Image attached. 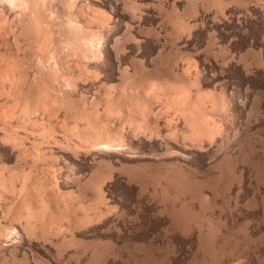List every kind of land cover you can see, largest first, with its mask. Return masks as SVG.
Here are the masks:
<instances>
[{"label":"bare ground","instance_id":"obj_1","mask_svg":"<svg viewBox=\"0 0 264 264\" xmlns=\"http://www.w3.org/2000/svg\"><path fill=\"white\" fill-rule=\"evenodd\" d=\"M11 1H14V0H11ZM20 1L21 2L23 1V3H25V4H28V2H29V4L31 3L30 5L28 4L27 6H31V5L33 6L34 5V0H33V4L31 2L32 0H30V1L20 0ZM20 1H17V3H19ZM25 1H27V2H25ZM41 1L42 0H40V4H41ZM48 1H46V6H47V2H48V4H49L48 9L51 10L50 7H52V6H50V5L53 4L52 3L53 0L52 1L48 0ZM66 1H69V4ZM72 1L73 0H71V5H70V0H65L64 3H63V0L62 1L59 0V2L61 4L63 3L62 5L67 3L71 8L73 6ZM94 1L98 2L100 6L101 5L106 6V5H104V3L107 2V0H94ZM122 1L124 2V0H122ZM159 1H161V0H159ZM10 2H9V4H10ZM43 2H42V5L45 6V4H44L45 2L44 3ZM136 2H138V1L136 0ZM174 2H173L174 5L172 3L171 4L173 5L174 9L176 8L175 10H177V8L179 11H180V9H182L184 11H188L187 14L190 11H192V12L195 11V12H197L196 13L197 15H200L202 12H203L202 14L204 15L205 12H207V14H208V12L210 10H211L210 12H212L213 11L212 9H214V12L211 13V16H212V18H214L213 20H214L215 25L218 29L217 30L218 36L220 38H223V40H224V41L222 40L224 45L222 44V46L220 48L218 47L219 51L216 52L214 50L218 54H215L213 52L214 55L219 57V58L216 56L213 57L214 59L218 58L219 60L217 59L214 61L212 59L214 69H211V71L209 70L208 67L213 68L211 66L212 61H211V59H210V61L206 60V58H205V60L201 58L197 61L194 59V61L196 63L191 58L190 59L191 61L189 60V62L193 61L192 63H194V65H195V66H193L191 63H188V60H187L188 58L183 56L185 53L181 51L182 49L180 51L183 53V55L181 54L180 51H179L180 54L177 52V50H179V48H178L177 50L173 51L174 54L178 53L179 55L183 56L184 61L187 60L184 63L187 62V64H189V65L191 64L190 68L193 66L191 69V71L193 70L192 71L193 73H191L189 71L190 68H188V65H185V67L187 66V68H185V69H187V70L189 69L188 71H186L182 65H179V66H182L184 71H186L187 73L189 72V73L193 74L192 78L190 77V80H188L187 78L191 74H189V73L187 74L186 72H184L185 76L187 75V77H185V76L184 77L188 81H190V82H187V80L185 79L184 82L186 81L187 83H191V84L184 83L183 80L181 79L183 76L182 77L179 76L180 73L183 74L182 73L183 69H181V68L179 70L177 69L178 71L176 70L177 72H175L174 67H177V66H175L174 64L178 65L179 63H182L181 60H183V57L180 56L182 59L179 58V60L181 62H179V60L177 58L178 57L177 54L175 55V56H177L176 57L177 59H175L173 57L174 58V59L172 58L173 61H171V59H170V61H168L169 59L164 61V58L158 57L160 59L161 64L159 63L160 64L159 65L158 63H156L159 61V59H156V60H158V61L154 60L156 65H153L154 62H152L153 63L152 65L155 67H157V66L159 67V66L163 65L164 68H165V65H167L166 67L171 66L172 69L174 68L175 75L171 71L172 69L170 67H169V69H171V70H169V71L171 72V74H173L174 77L172 75H169L168 73H166L165 69H163V67H160V68H162L161 70H164V71H159L158 69H156V72H155V76L157 77L156 79L154 78L155 76L153 78H150V76H148L149 78L146 77L148 80L147 81L145 80V81L149 82L150 79H152L154 82H156V84H158L157 86H159V87L161 86L160 88H162L163 83H161V85H159L160 82H164L163 79L167 80V77L169 78L170 76H172L171 78H173V80H171L170 82L172 83V81H173V83L171 84L169 82V84L172 85V88L170 90V86H169L170 91L167 90L166 88L168 87L167 85H169V84L168 83L166 84L164 82V85H163L164 87L162 88V90H160L158 92H153V90L148 91V87H147L148 85H151V86H149V90H151L152 87L153 88L156 87V86H152V85H155V83H153V81L151 80L150 84L146 83L147 84V86L145 85L146 88L143 87V90L147 89L144 91V93L147 91H148L147 93L152 92L149 95L146 93L143 94L142 91H140L142 93H140L139 91H136L140 88L137 85H140L142 82L140 80H135V81L133 80V82L135 84V86H134L133 82L131 81L132 79L137 78V76H134V75H136L134 73H137L135 71L134 73H131L135 78L131 79V77H133V76L130 75V72L131 71L133 72L134 68L132 70H128L124 73L121 72L123 70L122 69V70H120V72L123 74L122 75L117 74V75H119L120 77H123L124 74L126 75V73L128 72L127 73L128 75H126L128 80L126 78L125 79L128 82H131V84H129V83L127 84V81L124 80V77L123 78L118 77L120 79V81H122V79L125 81V83L123 81V83H124L123 87H121L123 84V83L121 84V82L117 84L118 87L125 88V85L127 84L126 88L125 89H119L117 86L116 87L111 86V89H114V88L117 89L118 88V90L115 89V91H118V93H122V96L124 97V96H126V94L130 93L131 89L133 88L134 92H133V90H132V92L135 96L136 95L137 96L136 97L133 96V94H131L132 93L131 92L130 93L131 95L128 94L129 96L127 95L126 97L131 96V98L133 100L135 98L136 99L133 101L130 98H128L131 101H129V100L127 101L126 100L127 98L124 97L125 99L124 98L123 99L125 101H127V102L124 101L125 102L124 103L123 99H119L122 96L120 95L121 97H119L118 96L119 94H117V92H113L114 90L113 91L108 90L109 95L111 94L110 95L111 97L113 95L112 98L108 95V92H106L107 95H106V93H105V95H106V97H108L110 99H113L114 97H116L115 99L119 100V102H120V100L123 102L124 108L122 111H124V112L122 113V111H121V113H122V115H121L120 111H118L119 117L121 116L120 119H122V117H123V122H121L122 120H120V122H118V123H121L120 125H122V128L124 125L128 124L129 127H127L125 129L126 135L123 132L124 128L123 129L120 128V125L116 122L117 121L116 119H118L119 117L115 116V115H118L117 114L118 112L116 110H118V109L120 110V108L123 106V105H121V102H120V105H121L120 106L119 104H117V102H118L117 100L113 99V101H111L108 98H106L103 101L104 102L107 101L109 103L112 102V104L110 105L107 102H106V104L103 103L104 105L107 106V107L105 106L106 110H104L103 106L102 107L100 106L103 110L101 112L98 110L99 112H97V113H102V114H100V117H105L106 114L111 115V113L116 111L114 113L115 115L112 114L113 116L112 115L111 116L116 117V119L113 118V120H116L115 123H117L118 126L116 124H112V123H110V124L114 125V126L116 125L115 128L116 127L118 129L120 128V130H117V131L119 133L121 132L120 134H122V132H123V134L125 135L124 137H123V135L120 136V134L116 131L120 138H116L117 134L115 135L116 137H114L115 139L113 138L115 130L117 128L116 129L114 128V130H112L114 132L108 131L110 129L107 130L108 132H112L111 134H113V136L111 134H109V136L105 135L104 133L107 131L105 130V128L103 129V125H104L103 123H107V122L102 123V121H103L102 119H104L105 121H109V120L108 119L106 120L105 119L106 117L97 120V117H99V114H98V116L95 118L97 120V122L95 121L96 123H92L94 121L93 120L94 118L91 116L95 115L94 112L97 110V108L95 109V111L93 108L92 111H94V112L91 111L93 113V115L90 112L89 108H88L89 113H87L88 110H84L85 113H83L82 109L84 107H87V105H89V103L85 102L87 105L83 104L84 107L81 106L82 107L80 110V111H82L81 114H84L83 116H85L86 113H87V115L89 114L88 116L93 118L92 119L93 121L88 120L89 117H87V115L85 117H82L80 114V116L82 117L81 119L84 118L85 121L86 120L90 121L89 123L87 121L86 122L84 121L85 124L82 126V129H84V128H85V130L87 129V131H85V133L87 132L86 134H88L90 131L92 132L95 128L93 133H95V135H97V136L100 135L101 130H105V131H103L104 132L103 134L101 133V135L102 136L105 135V137L107 136L106 140H105V137H102L101 135L98 137L93 136L94 134L92 135L91 132L89 133L90 135L88 134L89 136L88 135L82 136L83 138L80 140L78 138L75 139L74 137H77V136L80 137L83 133L80 132L81 129L80 130L78 129V128H80V126L76 128L75 126H77V124L72 125L73 128H75V130L77 129V131H79L80 134L81 133L82 134L80 135L76 131L78 135L74 136V135H76V132H74L75 130L73 128H70L73 131L68 129L67 131L65 130V133H67L69 131V134H70V131H71V134L74 137L69 135L70 137H68V138H70V139L74 138L75 140H73V142L76 140H79V142H77L78 146L80 144V147L82 146L83 149H81L80 147L78 148V146H77L76 147V149L78 148L77 150L75 148H73V150H76V151H70V150H68V148H70V146H72L73 143L72 144L68 143L71 145L67 146V145H65V143H62L63 141L60 142L59 141L60 138H59L57 140V143L60 142V144H59L60 146L62 143L65 147H68V148H66L67 150L66 149L64 150V148H63L64 146H62L63 149L58 146L59 147L58 153L60 154L59 155V161H58V156H56V155H55V157H57V158L54 159V161L52 159V158H55L51 155V153L53 154L52 151H54V150L48 151V154L50 152V156H48L45 149H43V151L45 150L44 152H46V153H44L45 155L43 154V156H42V154L39 155L40 152L36 150L37 153L35 152V154L38 155V159H36L37 162H38L40 156H42L43 160H41V158H40V161H43L45 164V160H47L46 161L47 167L52 168V165H53L52 171L48 168L49 169L48 171H50V172H48V174L46 173L43 175L44 172H42V170H40V172L42 173L41 174L39 172V174L41 176V177L39 176L40 178H38V173H35L34 170L39 171V169L41 167L40 166L37 167V165H36L37 169H35V168L33 169L34 166H31V165L34 163L33 162L30 163L31 161L29 160L30 162L28 161L29 163H27V164L28 165L31 164L30 165L31 167L28 168V166H27V168H28L27 169L24 166L27 160L25 162H23V160H25V158L29 159L30 157L26 156L24 158V155H23L24 153L22 154L19 152V154H18V151H17V153H16L17 156L20 154L21 155L18 157L17 156L14 157V160L17 161V162L15 161L16 162L15 165H17L16 167L19 168L22 164H24L22 166H24L25 168L24 169L19 168L17 171L14 167V169L16 170L15 172H17L16 173L17 178H15V180L13 178V175L15 174V172H14V174L13 173L11 174L12 175V182L10 181L11 182L10 183L8 181L11 185L7 184L8 182H6V183L4 182V181L8 180L7 179L8 176L7 177L4 176L6 171L4 173L3 172L4 170H2L4 175L0 171L1 172L0 176L3 175L4 178H6V180H0V185H2L4 183L8 185L7 186L8 191H7V188L5 187L6 185L1 186V189H2V187H4L3 188L4 190L2 189V193L4 191L11 193V195L8 194L9 197L8 196H6V197L11 198V200H12V201H10V202H12V205L10 203V204H8V207H6L7 206L6 204L9 201H7V203L5 205L3 204L4 207H2L0 205V207H2V210L4 211L3 213L2 212L1 213L4 214V216H5L6 215L5 212H7V215H9L10 214L9 213V207L16 208V211L14 208H13L14 210L11 209V211L13 210L12 212L14 214H10L11 217L13 216L12 218H14V220H15L14 225L12 224L13 226H9L10 228L8 226H6L8 228H6L4 226L2 229H0V246H1V249H3V252L4 251L7 252L8 256L10 257V258L4 257L5 261L2 264H264V0H178V1H174ZM55 3L59 4L56 1H55ZM156 3L157 2H155V4ZM1 4H3V3H1ZM37 4H35V5H37ZM61 4L57 5L58 9H59V6L61 7ZM67 4L64 6H68ZM159 4L161 5V2ZM12 5H14V4H12ZM74 5H76V2L74 3ZM92 5H91V7H92ZM131 5H133V3H131ZM141 5L143 6L142 3H141ZM163 5H165L164 2H163ZM3 6H4V4H3ZM20 6L23 7V5H20ZM37 6H35V7H37ZM44 6H42V7H44ZM55 6H53V7H55ZM96 6H98V5H96ZM127 6H128V4H127ZM127 6H125V7L127 8ZM137 6H138V11H139V4L136 5V7ZM153 6H155V5H153ZM153 6H152V8H153ZM4 7L0 10H3ZM33 7L30 10H32V12H33V10L35 9L34 10L35 14H33L31 16H35V17H38L37 15L41 16V14L38 12L39 8L38 7L33 8ZM39 7H41V6H39ZM68 7L65 10L69 12L70 10H68V9L70 7L69 8ZM74 7H73V10L75 9ZM87 7H88V4H87ZM93 7H92L93 11H91V14H93V16H94V13H92V12H95L96 10L101 11L102 7L101 8L100 7H96V8L94 7L93 8ZM9 8H10V6H9ZM9 8L6 7L5 10L9 9ZM45 8L48 11L47 7H45ZM63 8H65V7H63ZM85 8H84V10H85ZM89 8H90V5H89ZM161 8H163V7H160V10H162ZM173 8L171 10H173ZM21 9H23V8H21ZM40 9H41L40 12L44 11V9L43 10H42V8H40ZM58 9H56V10H58ZM129 9H131V8H129ZM132 9H133V6H132ZM30 10H29V12H31ZM56 10H54V11H56ZM73 10H72V12H74ZM90 10H91V8H90ZM102 10H103V8H102ZM122 10H125V9L122 8ZM3 11L0 12V18L3 16V14H2ZM26 11H27V8H26ZM62 11H64V10L62 9ZM81 11H82V9H81ZM179 11L176 12V14L179 13ZM14 12H15V9H14ZM44 12L42 14H44ZM49 12H51V11H49ZM58 12H59V10H58ZM97 12L99 13V11H97ZM97 12L95 14H98ZM101 12L99 13V15L101 14V16L99 17L100 19H101V17H103V15H102L103 12L102 13ZM122 12L123 11H121V14H122ZM133 12H135V11H133ZM136 12H135V14H136ZM162 12H164V11H162ZM170 12L172 13V11H169V14L171 16L172 14ZM198 12H199V14H198ZM51 13H49V14L51 15ZM55 13L53 12V14H55ZM183 13H184L183 16L186 17V15H187L186 12H183ZM1 14H2V16H1ZM53 14L51 15V17L55 16ZM82 14H84V13L82 12ZM91 14H90L91 18L86 19L89 22H87L85 20V22H87V23L82 22L84 25L81 23L83 25V27L85 26V24L89 26V24L92 21L94 22V17H96V15L92 18ZM118 14H120V12ZM169 14H167V15H169ZM179 14H181V12ZM179 14H178V16H176V17H178V19L180 18ZM46 15H44V19L42 17H40V19H42L40 21L44 22ZM68 15L70 16L71 14H68ZM85 16H87V15H85ZM116 16H117V14H116ZM160 16H158V17L160 18ZM183 16L181 17L182 18L181 22L185 21L183 19ZM207 16H210V14H208ZM18 17H20V16H18ZM35 17H33V18H35ZM81 17H83V16L81 15ZM106 17H109V15ZM111 17H113V15ZM139 17L137 16V18H139ZM161 17H163V16H161ZM164 17H165V15H164ZM188 17H186V18H188ZM2 18L4 20L5 17H2ZM2 18H1V21H3ZM6 18H9V17H6ZM55 18H56V16H55ZM61 18H59V19H61ZM69 18L71 19L73 17L70 16ZM103 18H105V17H103ZM103 18H102V23L104 25L105 24L104 22H107L106 21L107 18L106 19H103ZM47 19H48V17H46V20ZM66 19L68 20V18H66ZM74 19H75V15H74L73 21L70 20L69 22H71V21L75 22L76 20L78 21V19H75V21H74ZM90 19H92V21H90ZM123 19H122V22H123ZM134 19H135V17H134ZM163 19L165 22V18H163ZM168 19H169V17L167 16L166 21L170 22L171 18L169 20ZM175 19L176 18H174V21H177V19L176 20ZM192 19H193V16H192ZM192 19H191V21H192ZM36 20H39V19L36 18ZM49 20L51 21V18H49ZM49 20H47V22ZM171 20H172V22H170L171 23L170 27L171 26L174 27L173 19H171ZM21 21H23V20H21ZM52 21L49 23L52 24ZM56 21L57 20H55V23H56ZM60 21H62V19L59 20L58 22H60ZM200 21H201V19L196 18V20L193 21L196 25L195 24L190 25V23H189L188 26L186 25V23H185V26H184V23H182L183 26L177 27V28H180V31L177 30V32L179 31L180 35H181V32H183L182 34L187 33L189 38H191L192 36H190V35H194V33H195L194 30L196 28H194V27L195 26L199 27L198 22H200ZM32 22L34 23V21H32ZM47 22H46V24L48 26L49 23H47ZM58 22H57V26H58ZM72 22L69 24L65 23V27L68 25L67 30L71 27L72 31L71 30H68V31L69 32L71 31L72 35L69 34L67 30H66L67 34H65L66 33L65 30H63L65 33L62 32L63 35L64 34L67 36L71 35L72 40H70L71 37H69L70 39H68V37L66 36L69 41H66V42H68V44L65 43L66 45H64L63 42L65 39L64 40L60 39L62 41V44L65 46L66 50L67 51L71 50L73 52L77 49L76 50L77 55H79V56H80V54H79L80 50H84L85 53L84 52L83 53L85 55L89 54V57L91 55L90 59H92V57H94V56H95L94 59H96L97 57L101 58L100 56H102V52H104V51H102L101 55H100L99 49H97L95 51L94 48H91L92 46H96L95 43L97 44V43L102 42L101 39L103 37L102 36L100 37L99 34L97 33V31L98 32H100V31L97 30V28H96L95 31H92L94 33L91 32L92 33L91 34L84 27L85 30L88 32V34H86V31L83 30L84 28L82 26H80V24L78 22L77 23L76 22L72 23ZM95 22L98 23L97 21H95ZM179 22H180V19H179ZM167 23H165V25H167ZM201 23H202V21H201ZM0 24H2L0 26V29H1L0 37L3 40L2 42L10 39V37H14V39H15V35H17L16 37H18L19 33L18 34H15V33H17L19 30L17 31V28L16 29L14 28V26H16V25H14V22L12 23L11 20L7 19L4 22H0ZM40 24H41V22H39V21H38V23L36 22V24H35V26L37 25L36 26L37 29L39 28L38 30H35L36 28L34 29V27H32V24H31V26L30 25L29 26L34 29L33 30L34 32L39 31V30L41 31V28L42 29L45 27L47 28V26H44L43 24L41 27ZM51 24H50V26H51ZM92 24H90L89 28L92 27ZM94 24H93V26H94ZM98 24H100V23H98ZM98 24H97V26H98ZM177 24H178V22H177ZM69 25H70V27H69ZM100 25H99L100 27H104L102 24H100ZM119 25H121L120 22H119ZM168 25H169V23H168ZM203 25H204V23H203ZM207 25H211V23L210 24L208 23ZM215 25H213V26L215 27ZM22 26H24V25H22ZM33 26H34V24H33ZM54 26H56V25H54ZM74 26L76 28V31H74L75 29H72V27H74ZM77 26H79L80 29ZM114 26H116V25H114ZM189 26H191V27H189ZM192 26L194 29L192 28ZM25 27H27V26H25ZM121 27H119V28H121ZM173 27H172V29H174L176 27V25L174 28ZM54 28H57V27H54ZM81 28H83L82 29L83 31H81ZM145 28L147 29L148 26H146ZM14 29L17 32H15ZM98 29H99V27H98ZM22 30L23 31H21V32L26 31L24 29H22ZM27 30H30V29L28 28ZM43 30L44 31L46 30L45 33H43L45 35L43 36V34H40V35L35 36L37 38V41H39V39L44 37L42 39H44L43 40L44 42L46 41V45H47V42H48V45L50 43L52 44V41L49 42V40L51 39L50 38L51 36L50 37L47 36V39L45 37L46 35L52 34V32H50V31L47 32V30H49V27L47 29H43ZM54 30L57 31V29H54ZM107 30L108 29H106V31ZM142 30H143V28H142ZM259 30L261 31V33L263 32V35L259 32ZM31 31H29L30 34H31ZM56 31H53V33L56 34ZM89 31H90V29H89ZM146 31H145V33H146ZM154 31H156V30H154ZM159 31H158V33L160 34V32L163 30L161 29V31L160 32ZM21 32H20V34H21ZM37 33L39 34V32H37ZM40 33H42V31ZM48 33H51V34H48ZM128 33H130V35L132 36L131 32H128ZM128 33H127V35H129ZM151 33H152V31L150 32V34ZM208 33H210V32H208ZM220 33H222L221 34L222 36H220ZM257 33H259L261 35V36L260 35L259 36H260V39L261 38L263 39L262 42L259 39H258L259 41H257V38H256L258 36ZM23 34L25 35V33H23ZM30 34H29V36H30ZM62 34H60V35H62ZM100 34H102V33H100ZM108 34H106V35H108ZM134 34H136V33H134ZM155 34H157V33H155ZM169 34H170L169 36H171L172 32ZM204 34L206 35V33H204ZM142 35H144V34H142ZM151 35H154V34H151ZM167 35H168V33H167ZM161 36L159 35V37H161ZM210 36H211V33H210ZM22 37H25V36L21 35L18 38L22 39ZM30 37L33 38V36H30ZM38 37H40V38H38ZM58 37H63V36L58 35ZM73 37L76 38V40H77L75 43L74 42L72 43V41H74ZM133 37H134V35L132 36V38ZM172 37L175 39L174 35ZM48 38H49V40H48ZM53 38L55 39V37H53ZM99 38H101V39H99ZM107 38H108V36H107ZM181 38H182V36H181ZM25 39L26 38H24V41H26ZM27 39H29V38H27ZM42 39L39 42L35 41L36 44L37 43L40 44V45L37 44L38 45L37 49H39V48L42 49V47L45 48L46 52H44L45 50L42 49L44 53H47L48 48L51 49V51L53 50V53H51V51L48 50V53L50 52V54H46L47 56L49 55L48 58L53 59L55 55L57 56V53H59V54L62 53L61 50L64 47L62 44H59V43L56 44L57 41L56 40L54 41V39H53V42H55L54 47L52 46L53 48H50L51 44L49 45L50 47L43 46L45 43L42 41ZM118 39H119V41H121L120 38H118ZM118 39L116 38L115 40H118ZM146 39H147V36H146ZM33 40H36V39H33ZM57 40H58V38H57ZM60 40L58 42L61 43ZM98 40L100 42H98ZM108 40H110V39H108ZM138 40H139V38L137 39V41ZM153 40H151V42ZM184 40L186 41L185 38H184ZM189 40H192V39H189ZM201 40H202V38H201ZM218 40H220V39L217 38V40H216L217 43H218ZM31 41H32V39H31ZM31 41H29V42L27 41L28 43L27 42L26 43L31 44L30 43ZM41 41L44 44L42 43V45H41V43H40ZM132 41L136 42L135 39H132ZM166 41L169 42L170 39L169 40L167 39ZM166 41L164 43H167ZM172 41L175 42V40H173V39H172ZM177 41H179V40L177 39ZM206 41L208 42V38L206 39ZM17 42L19 43L18 40H17ZM171 42H169L167 44H170ZM209 42H211V41H209ZM209 42H208V44H210V47L206 48L207 46L205 47L203 45L204 48H206V49L210 48L209 52L213 51V47H215V49L217 50L216 46H219V45L215 46L214 43H212L213 45H211V43H209ZM256 42L261 43V44L259 45ZM13 43L15 45L17 44L16 42H13ZM79 43H82L83 46H80L81 44L79 45ZM105 43H104V45H105ZM119 43L120 42L116 41V44H119ZM58 44L60 45V47L62 45V47L59 48V50L61 49L60 52L59 51L57 52L58 49H56V48H58L57 47ZM114 44H115V42H114ZM124 44H123V46H124ZM256 44L258 46L255 48L254 46H256ZM11 45H12V43H11ZM97 45H99V44H97ZM106 45L108 46V44H106ZM175 45H176V42H175L174 46ZM20 46L22 47V45H19V48H20ZM31 46H29L27 48H30ZM107 46H106V48H107ZM117 46L121 50V48L119 47L120 45H117ZM117 46L113 45V47H117ZM211 46H212V48H211ZM11 47H10V49H11ZM81 47H84V48H81ZM96 47L103 49L100 46H96ZM103 47H105V46H103ZM177 47H179V45ZM185 47H187V46H185ZM253 47L256 50L253 49ZM54 48L56 49V51H54ZM90 48L93 51H90ZM111 48H112V46H111ZM37 49L35 47V51ZM119 49L116 50V48H114L113 50L118 51ZM140 49H142V48H140ZM162 49H160V50H162ZM189 49H190V47H189ZM27 50L29 51V49H27ZM30 50H31V52H33L32 49H30ZM98 50H99V54H97ZM104 50H107V49H104ZM195 50L197 51V49H195ZM65 51H63V52H65ZM71 51L69 52V54L71 53ZM76 51L73 54L71 53L73 57L76 55L75 54ZM108 51H105V54L106 53H107V55H108V53L110 54V49ZM200 51H202V50H200ZM10 52H8V54ZM23 52L26 53V51H24V50H23ZM54 52L55 53L57 52V53L55 54ZM121 52H122V50H121ZM173 52H170V55L168 54L170 56V58H171V56H174L171 54ZM209 52H208V54H209ZM117 53H120V51H118ZM167 53H165V54L167 55ZM196 53L197 52H195V55L197 56ZM32 54L34 55V53H32ZM32 54H31V56H32ZM37 54H38V51H37ZM39 54H41V56L45 55L42 53V51H41V53L39 51ZM51 54L52 55L55 54V55L52 56ZM67 54L68 53H66V55ZM189 54H190V52H189ZM1 55L6 57V55H4V53ZM10 55H11V53H10ZM12 55H14V54H12ZM85 55H83V56H85ZM110 55H111V59H112V54H110ZM116 55H118V54H115V56ZM161 55L162 54H160L158 56H161ZM190 55H189V58H190ZM204 55L207 56L205 53H204ZM211 55H213V54H211ZM211 55H209V56L211 57ZM29 56L30 55H28V57ZM37 56H39V55H37ZM56 56H55V58H54L55 60L53 62H52V59H50L51 63L54 64V62L57 59H59V57L57 56L58 57L57 58ZM87 56L88 55H86V57ZM8 57L11 58V56H8ZM86 57H85V59H86ZM165 57H167V56H165ZM19 58H18V60L16 59L17 62L19 60H21ZM24 58H26V57H24ZM31 58H30V60H31ZM41 58L43 59V61L45 63L47 61H49L48 58H47V60L44 59V58H46V56L41 57ZM99 58H97V59H99ZM105 58H106V56H105ZM114 58H116V57H114ZM117 58H119V57H117ZM185 58H187V59H185ZM207 58H209V57H207ZM7 59H4V61H2L3 67H4L3 62H5V60H7ZM35 59L37 60L38 58H35ZM66 59L64 58L65 61H63V63L66 62ZM79 59H77V60H79ZM128 59H130V58H128ZM16 60L15 61L13 60L11 62L10 61L6 62L8 64L9 63L11 64V66L9 65L10 68L8 67V64H6V66L4 68L3 67L0 68V75L2 74L1 73L2 71H3V73L6 74V75L4 74L6 77H4L3 75L0 76L1 77L0 80L2 82H3L2 79L5 78L4 79L5 83L13 85L14 81H16L17 79H18L17 81L22 82V80L23 79L25 80V77H27V76L24 77V75H27L28 70H26V72H25L26 74L25 73L22 74V72H20L22 75V78L20 77L21 75H19V76H17V78H15V76L17 74H19V73H17L18 72L17 68L19 66H23L22 64L25 63V61H23V58H22L21 61L23 63L22 62L20 63V61H19L20 65L18 66L19 63H17ZM75 60H76V58H75ZM80 60H82V58ZM80 60H79V62L78 61L77 62L80 63ZM86 60L84 62H86ZM138 60H140V59H138ZM58 61L55 62L54 66H56V65L58 66L60 63H61L60 65L63 64L62 61H60V62H58ZM105 61L107 63V60H105ZM152 61H153V58H152ZM12 62L17 63V65H15V64L12 65L13 64ZM39 62H41V64L43 63L42 66L45 65L44 62H42V61H39ZM68 62L71 65V62H73V61H71V62L68 61ZM90 62H92V60ZM30 63L27 62L25 64H28V66H29ZM81 63H82V61H81ZM92 63H94V62H92ZM109 63L111 65L112 61H110ZM117 63H118V61H117ZM126 63H124V64H126ZM140 63H142L144 66L145 62L143 63V61H141ZM38 64L36 62V65H38ZM50 64L48 63V65H46V67H48V66L50 67ZM114 64H116V63H114ZM130 64H131L130 65L131 67H136V66L138 67V65L132 66L134 63L132 64L131 61H130ZM207 64H208V67H207ZM63 65H64V68H66V69H64L63 67L62 68L57 67V66L56 67H57V69L58 68H60L62 70L64 69V71L67 70L68 64L66 63ZM139 65L141 66V64H139ZM172 65H174V67ZM26 66L27 65H25V67ZM54 66L52 67V65H51L52 69H50V70L48 69L49 71L47 70L49 73L47 72L48 74L44 75L45 77L50 76V71H51L52 77H54L57 74V72H55V71L54 72L56 74L54 75V73H53V70L56 68V67L54 68ZM74 66H75V64L71 67V70L76 69L77 66L75 67V69L73 68ZM91 66L92 67L96 66V64H93V65L91 64ZM130 66H127V68H129ZM145 66H148V65H145ZM7 67L9 69L12 68L11 71L10 70L7 71L8 70ZM29 67H32V66H29ZM89 67H90V65H89ZM137 67L135 68V70H137ZM150 67L151 66H149V68ZM19 68H22V67H19ZM96 68H97V66H96ZM113 68H115V66ZM127 68H126V70H127ZM193 68H195V69H193ZM5 69H7L6 72H5ZM79 69H80V67H79ZM81 69L82 70L85 69V72H87V71L89 72V70L86 69V67L81 68ZM95 69L93 68L91 71H93V70L95 71ZM39 70H41V69H39ZM62 70H59V69L57 70L59 72L58 73L59 75L63 74ZM142 70H140V71L142 72ZM154 70H153V72H154ZM41 71L43 72V69ZM68 71L69 70H67V72ZM91 71L89 72L90 74L86 73V77H87V75H91ZM96 71H98V69H96ZM146 71L147 70H145V72L143 74H145ZM149 71H150V73H149V75H150L152 73L151 68ZM8 72H10L11 76H10V74H7ZM31 72L29 71V73H31ZM72 72L74 73V71H72ZM79 72L81 73L80 70H79ZM99 72H100V70H99ZM99 72H96V73L98 74ZM159 72H161V73L165 72L166 74H164V73H162V74H164V75L168 74V75H167V77L163 76L165 78H163L161 81H159V80H157L158 77H159V79H160V76L162 78V74L159 75L160 74ZM80 73H79V75H80ZM96 73H94V75ZM138 73H140V72H138ZM156 73H159V74H156ZM194 73H195V76H194ZM65 74H66V72H65ZM30 75H29V77L31 78ZM63 75H60V76L64 77L65 75L64 76ZM92 75H93V72H92ZM106 75H107V73H106ZM129 75L131 76L130 78L128 77ZM12 76L16 80L15 79L11 80V78H9ZM81 76H85V74H83V75L81 74ZM100 76L104 77L105 75L104 76L100 75ZM144 76H146V75H144ZM18 77H20L22 80H19L20 78H18ZM106 77H108V75ZM8 78H9V81H8ZM42 78L43 77L41 76V79ZM57 78H55V79H57ZM68 78H70V77H68ZM68 78H67V80H68ZM33 79H35V77ZM43 79L45 80V78H43ZM72 79L73 78H71V81H72ZM108 79H110V78H108ZM129 79H131V80H129ZM137 79H142V78H137ZM143 79H144V77H143ZM177 79H181L180 80L181 84H180L179 80L177 82ZM10 80L13 83H9ZM51 80H52L51 82H53L54 79H51ZM89 80H90V78H89ZM169 80H167V81H169ZM31 81H29V83ZM37 81H39V80H37ZM47 81H48V79L46 80V82ZM75 81H77V80L75 79ZM40 82H42V80H40ZM40 82L38 83L39 85H40ZM64 82L65 81H63V83ZM85 82H86V80H85ZM108 82H110V80ZM112 82H114V80ZM117 82H118V80H117ZM136 82H137V85H136ZM139 82H140V84H139ZM182 82L186 86L184 84H182ZM18 83L19 82H17V84ZM26 83H27V81H26ZM69 83H70V80H69ZM144 83L145 82L143 81L142 86L144 85ZM174 83H176V84H174ZM178 83L180 85H182L184 88L180 87V90H179L176 87ZM22 84H20V85L22 86ZM38 84H36V85H38ZM57 84H59V83H57ZM67 84L65 83L64 85L67 86ZM83 84H85V83H83ZM173 84L176 86H173ZM3 85H5L4 82H3ZM55 85L56 84H54V86ZM64 85L62 84V86H64ZM102 85H103V83H102ZM105 85H107V84H105ZM129 85H132V87H130L131 88L130 92H127L129 90L128 89ZM190 85H191V87H189ZM5 86H7V84ZM16 86H19V85H16ZM16 86L15 87L10 86L8 88L9 90L7 89V91H9V93H10L11 88L12 89L15 88L16 91H17V89H18V91L21 90V88L19 89ZM45 86H47V84H45ZM52 86L53 85L51 83V84H48V86L45 88H47L48 91H50V90L54 89V88L52 89ZM187 86H188V88H187ZM49 87L51 88L50 90H49ZM60 87H61V85H60ZM72 87H73V85H72ZM135 87H136V90H135ZM0 88H4V87H1V83H0ZM22 88L25 89L24 87H22ZM63 88L66 89V87H63ZM108 88L110 89L109 86H108ZM156 88H154V91H157ZM160 88H158V89H160ZM173 88H175V91L172 90ZM12 89H11V92L13 94ZM32 89L34 90V92L38 93V91H39L41 94V91L38 88H37L38 91H36L35 88H32ZM32 89L29 88L28 91H24V92H26V93L32 92L33 91ZM41 89H43V88H41ZM92 89H93V87H92ZM177 89H178V91H177ZM70 90H71V86H70ZM121 90L123 92H121ZM0 91L2 92L3 89L2 90L0 89ZM4 91L6 92L5 88H4ZM45 91L47 92V90H45ZM63 91H64V89H63ZM67 91L68 90H66L65 92H67ZM92 91H94V90H92ZM106 91H107V89H106ZM3 92L1 93L2 96L4 95ZM42 92L46 93L44 91H42ZM110 92H113L116 96H114V94H112ZM135 92H137V94H135ZM14 93H16V92L14 91ZM54 93H55V95H57L59 92L58 93L54 92ZM124 93H126V94L123 95ZM18 94L20 97L21 93H18ZM28 94H27V97H29ZM32 94H34V93H32ZM70 94H73V92ZM7 95H6V97H8L9 95L11 96V94H9L8 96ZM35 95H36V93H35ZM37 95H36V97H38V99H40L41 97H39ZM47 95H48V93H47ZM66 95L67 94L65 93V96ZM85 95H84V97H85ZM10 96H9V100H10ZM31 96L32 95H30L29 98H32V100H34V101L36 100V102H40V100L37 101V99H34ZM103 96H104V94H103ZM6 97H4V98L7 100L8 98H6ZM24 97H26V96H24ZM45 97H46V95H45ZM133 97H135V98H133ZM22 98H23V96H22ZM98 98H99V96H98ZM102 98H105V97H102ZM13 99L14 98H12V101L18 100V99H14V100ZM57 99H59V98H57ZM63 99H60V101ZM24 100H27V99L23 98L22 101H24ZM29 100L30 99L27 100L28 101L27 104L29 103ZM42 100H45V101H41V102H44V103L46 101L48 102L47 98L43 97ZM54 100H55V97H54ZM69 100L66 102L69 103ZM22 101L20 100V102H22ZM70 101H73V100H70ZM79 101L81 103V100H79ZM103 101H100V102H103ZM115 101H117V102L115 103ZM47 102L45 103V106L43 105L44 103L43 104L40 103V105L41 106L43 105V108L45 107V109H42V107L38 108L37 105H36L37 107L35 106V108L42 109L44 111L46 110L48 112L49 108H47V105H49L50 102H48V103ZM57 102H59V100ZM156 102L158 103V105L155 106L154 103H156ZM17 103H19V101ZM32 103H34V102L33 101L31 102V106H32ZM22 104H21V107L24 105H27V104H25V102H24V105H22ZM63 104L65 105V103H63ZM79 104L77 102V106ZM2 105H3V102H2ZM59 105H61V103ZM96 105L98 106V104H96ZM116 105H118V106H116ZM3 106L5 109L7 105L5 106V104H4ZM3 106H1V107L3 108ZM8 106H12V107L15 106L14 107L15 109L11 110L10 109L11 107L10 108L8 107L10 109V111H12V112L14 111L13 112L14 114H12V112H10V111H7V112H9V114L11 113V115H8L6 110L5 111L3 110L4 114H5V112L7 114V115L5 114L6 117L3 116L4 114L1 115L2 113L0 112V117L2 118L0 120H3L2 123H4V126H5L4 121H6L5 119L7 118V116H9L8 117L9 121L11 120L10 116H12V120L10 122L7 120L6 123L7 122L8 123L6 125H8V124L10 125L11 122L15 123V120H17V119H18L17 122L20 119V121L21 122L23 121L25 124L26 119H28V118L33 119L36 116V115H31L32 113H34V114L37 113V115H38V113L41 112V110L38 111L37 109L35 110V108L30 109L29 106H26V107L27 108L29 107L30 111L34 109L35 112L29 111L30 112L29 114H28V111H27V113L23 112V111H26L29 109H27L24 106L25 110H23V107H22L21 110H23V111H21L20 110V108H21L20 103L19 104L13 103V105H8ZM51 106H49L50 107L49 112L51 111ZM108 106H110L112 109L109 108ZM112 106H114L115 108H113ZM57 107L59 108V106H57ZM57 107H55V108H57ZM2 108H0V109H2ZM60 108H59V110H60ZM62 108L65 109L63 106H62ZM75 108H77V107H75ZM170 108H173L172 109V110H174L173 114H171L170 111L169 112L167 111V110H171ZM16 109H18L19 111L17 110L18 112H15ZM63 109H62V111H63ZM69 109H72V108H69ZM98 109H99V107H98ZM110 109H111V111L113 109H115V110L109 113L108 111ZM66 110H68V109H66ZM73 110L76 113L78 112V111H76L77 109L73 108ZM0 111H2V110H0ZM55 111L50 112L51 114H49V112H48V114H49L48 118L50 116H52V117H50V119H48L49 121H52V122L55 121L54 119L53 120L51 119V118L55 117V115H53L55 113ZM104 111H107L108 113L107 112L104 113ZM161 111H166V113H170L171 115L168 114L169 115L168 116L166 114L167 118H165V119H168V117H169V119L165 120V122L162 121L163 123L160 124V122H158V121L156 122L155 121L156 119L154 120V118H156V116L158 115L157 113L160 112L159 114H161L162 113ZM42 112L39 114L40 116L43 115ZM45 112H43L44 115H45ZM15 113H17V114H15ZM18 113L23 114L22 117H24V118H21V116L19 118ZM67 113L69 114V112H67ZM103 113L105 116H101V115H103ZM57 114H58V110H57ZM123 114H124V116H123ZM61 115L62 114H60V116ZM160 116H162V117L165 116L164 112H163V115H160ZM16 117H17V119H16ZM25 117H26V119H25ZM66 117L69 118L68 116H66ZM76 117H78V116H75L74 118H76ZM13 118H14V120H13ZM91 118H89V119H91ZM159 118L157 116V120ZM31 119H29L30 121L29 120L28 121L32 122ZM48 120H45V121H48ZM58 120H60V119H58ZM73 120L74 119H71V121H73ZM99 120H100L101 126H102V127H100L101 128L100 130L96 127V125H98L100 123ZM28 121L26 120V123ZM35 121H34V123H36ZM67 121H69V119ZM23 122H22V124H23ZM52 122H51V124H53ZM76 122H78V120H76ZM84 122L82 121V123H84ZM14 123H11V125ZM34 123H33V125L39 124V123H37V124H34ZM43 123H44V121H43ZM71 123H74V122H71ZM86 123H87L88 127H86ZM24 124L21 125L19 123V125L22 127H24L26 125V124L25 125ZM28 124H29V126H28ZM51 124H49V125L51 126ZM57 124H58V122H57ZM89 124H92V126H94L93 130H92L91 125H89ZM110 124H109V126H110ZM30 125L33 127V130L36 127L38 128V126H36V127L33 126L32 123H27V125H26L27 129H28V127L30 128ZM46 125H48V124H46ZM78 125H79V123H78ZM12 126L17 127V128H21L20 126L19 127L17 126V123H16V126L15 125H12ZM26 126H25V128H26ZM42 126H44V125L42 124ZM106 126H108V125H106ZM106 126H104V127H106ZM14 127H12V128H14ZM98 127H99V125H98ZM17 128H14V129H17ZM61 128H62V126H61ZM96 128L98 129V131ZM106 128H108V127H106ZM5 129H8V128H5ZM89 129H90V131L88 132ZM45 130H47V129H45ZM14 131H17V130H14ZM35 131L36 132H34V134L37 133V130H35ZM27 133L30 134L31 131H30V133L29 132H27ZM49 133L50 132L48 131V133H46V134L48 135ZM63 133H61V134H63ZM73 133H75V134H73ZM9 134L7 133V135H8L6 137L7 142H8V139H10L9 136L13 135L12 132H10ZM18 134H20V133H18ZM86 134H83V135H86ZM5 136L6 135H4V137ZM19 136L20 135H18V137L16 136L17 137L16 138L13 135V137H14L13 141L14 142L13 141L12 142H13V145L15 147L19 145V144L15 145L18 143V141H16L15 139L18 140ZM52 136H53V134H52ZM90 136L92 139L90 138ZM85 137L87 139L89 137V139L86 140ZM108 137H111V139H108ZM25 138H26V136L24 137V139ZM0 140L2 141L1 137H0ZM10 140L8 143L11 144ZM42 141H40V142L42 143ZM69 141L70 140H68L67 142H69ZM40 142L38 144H40ZM23 143H25V142H23ZM54 143H56V142H54ZM74 143L77 145L76 142H74ZM2 144H3V146L7 145V144L4 145V143H2ZM38 144H37V147L40 146ZM46 145H44V146H46ZM22 146H24V145H22ZM55 146L57 147V145H55ZM50 147H51V145H50ZM9 148H11V146ZM16 148H15V150H16ZM23 148H25V146ZM33 148H35V146ZM52 148H53V145H52ZM13 149L10 151H8V150L7 151L10 152L14 156L15 150H13ZM35 149H37V148H35ZM70 149H72V148H70ZM31 150L28 152H32ZM24 151H26V150L24 149ZM55 152H57V150L54 151V154H55ZM32 153H34V152H32ZM32 153H30L31 154V160L33 158L32 156L35 155V154L32 155ZM21 156L24 159H22ZM44 156H46V157L48 156L49 158L52 157V158H50V160L52 159L51 160L52 165H50L51 163L49 164L51 167L48 165V161H50V160L48 159V157H47V159H44V158H46ZM20 159H22V161ZM36 160L35 161L33 160L36 164L41 163L40 161H39V163H37ZM55 160L58 161L57 164L61 165V167L60 166L58 167V165L56 166ZM20 162H23V163H20ZM53 162L55 163V166L58 169L56 168V170H54L55 168H54ZM41 164L44 166V167L42 166L44 169L45 165L43 163H41ZM9 169H10V167H9ZM32 171H34V173L37 174L36 177L39 180L36 177H34V178L32 177V176H35V174L32 173ZM45 172H47V170H45ZM31 174H33V175L30 177L29 175H31ZM14 177H16V176H14ZM1 179H3V178L1 177ZM35 179H37V180H35ZM31 180H34V181H31ZM2 181H3V183H2ZM39 184L41 185V187ZM12 185H13V187H12ZM36 185H38V187H37L38 189L36 188ZM9 187H10V189H9ZM4 193H3L4 197L0 193L1 204H2V200L5 198L6 193L5 194ZM10 196H12V197H10ZM2 197H3V199L1 200ZM6 200H8V199H5V202H6ZM35 200H37L36 201V202H38L37 204L35 203ZM5 202H3V203H5ZM9 205H11V206H9ZM5 207L8 209V211H7V209H3ZM10 215H9V217H10ZM1 216H3V215H1ZM5 218H8V217L5 216ZM8 219H6V220H8ZM10 223H12V222H10ZM4 242H6V243H4ZM4 253L1 252L0 255L3 254V256H4ZM20 254H23V257L21 256L22 258L19 257ZM2 259L0 258V261H2ZM0 264H1V262H0Z\"/></svg>","mask_w":264,"mask_h":264},{"label":"rangeland","instance_id":"obj_2","mask_svg":"<svg viewBox=\"0 0 264 264\" xmlns=\"http://www.w3.org/2000/svg\"><path fill=\"white\" fill-rule=\"evenodd\" d=\"M3 1H4V2H3ZM3 1L0 0V9H2L5 5H6V6H5L4 9H3L4 11H3V10H0V12L3 11V12L5 13V14H4V13L2 12L3 16H2V14H1V16H2V17H5V18H4V20H3V18L1 17L3 21H1V18H0V22H4V21L7 20V19H8V20H11V22H12V23L14 22V25H16V26H14V28H15V29L17 28V31L19 30V31L17 32V31H15V29H14V31L17 32V33H15V34H18V33H19L18 37H20L21 35H22V36H25V37H22V39H23V40H22L21 38L16 37L17 35H15V39H16V40L14 39V37H10V39H8V40H6V41H4V42H2L3 40H2V38L0 37V51H1V52H0V61H1L0 64L2 65V61H4V59H7V58L9 59L10 57H8V56H11V58H10L9 60L7 59V60H5V62H3L4 67L6 66V64H8V63H6V62H8V61L11 62V61H13V60L15 61L16 59L18 60V58L20 57L19 59L22 60V58H23V61H25V63H27V62L30 63V62H31V63L29 64V66H32V67H29L28 64H25V63L22 64L24 67H25V65H27L25 68H24L23 66H19L20 63H21L22 61L19 60V61H20V63H19V61L17 62V60H16V62L19 63L18 66H19V67H22L23 69H22V68H19V67H18V68L16 67V68H17V71H18L17 73H19V74H17V75L15 76V78H17V76L21 75L20 72H22V74H24V73L26 72V70H28V73H29V71H30V72L32 71V72L29 73V74L27 73V75H24V77L27 76V77H25V80H24V79H23V80L21 79V78H22V75L20 76L21 78L18 77V78H20L19 80H22V82H21V81H17L18 79L16 80L15 78H13V76H12V77H9V78H11V80H12V79H15L17 82H19V83L17 84V82L13 80V81H14V84L11 85V84L5 83V81H4L5 78H4V77H6V76H5L6 74L3 73V71H2L3 69L1 70V71H2L1 73H2V74H1L0 76H2V75L4 76V77H3L4 79H2V80H3V82H4L5 85L7 84V86L3 85V82L0 80L1 87H4L5 90H6V92L4 91V88H0V89H1V90L3 89L4 92H3V91H2V92H3L4 95H5V94H6V95H7V94H8V95L11 94V96L9 95V96H10V100H9V96H8V95H7L8 97H6V95H5V96H4V95L2 96V94H1L2 92L0 91V92H1V93H0V95H1V96H0V97H1V98H0V99H1V100H0V105H1V106H3L4 104H5V106L7 105V106H6L7 109H6V108L4 109V106H3V108L0 106V108H2V109H0V110H2V111H0V112L2 113L1 115L4 114V111H5V110H6V112H7V111H10V109H11V110H14V109H15L14 107H15L16 105H15L14 107H12V106H8V105H13V103H14V104H19V103H20V107H21V104H22V103H23L22 105H24V102H25V104H27V102H28L27 100H28V99H30L31 101L29 100V103H28L27 105H24L25 107H26V106H29L30 109H31V108H35V106L37 105L38 108H39V107H42V109H45V107L43 108V105L45 106V103H46L47 101H46L45 103H44V102H41V101H45V100H42L43 97H44V98H47V99H48V102H50V104L53 106V107H52L50 104H49V105L46 104V105H47V108H49V109H50L49 106H51V111H50V112H52V111L54 112V111L57 109V110H58V114H59V115L57 114V110H56L55 113L53 114V115H55V117L53 116L54 118H51L52 120L54 119L55 121L52 122V121H49V120H48V119H50V117H52V116H50V117L48 118V115L51 114V113L49 112V109H48V112H49V114H48V112H47L46 110H45V111H46V112H45V111L42 110V109H37V108H35V110L37 109L38 111L41 110V112H42V111L45 112V115H44V113L42 112V114H43L44 116H43V115L40 116L39 114H40L41 112H39L38 115H37V113H35V114L32 113V114H31V115H36V116H37V117H36V116H35V117L33 116V117H34V118L32 117L33 119H31V118L26 119V117H25V119H26L27 121H28L29 119H31L32 122H29V121H30V120H29L27 123H32V125H33L34 121L37 119V120L35 121L36 123H34V124H37V123H39V124H37V125H33V126H35V127L38 126V128L36 127V128H37V129H36V128L34 127V128H35L34 130H33V127H32L31 125H30V128H31V129H30L29 127H28V129H27V126H26V125H27L26 120H25V124H26V125H25L24 122L22 121L23 124L26 126V128H25V126H24V127L20 126L19 123H20L21 125H23V124H22V122L20 121V119H19V121L17 122V120H18L17 117H16L17 120H15V123H14V122H11V123H14V124H12V125H15V126H16V123H17V126H18V127L20 126L21 128L14 127V126L11 125V123H10V125L8 124L9 126L6 125V124L8 123V122L6 123V121L8 120V117H9V116H7V118L5 119L6 121H4V122H5V126H4V123H2L3 120H0V122L2 123V124L0 123V128H1V129H0V137H1V139H2V141L0 140V143H1V144H0V146H1V147H0V168H1L0 171L2 172V170H4V171H3L4 173H5V171H6L5 175L3 174V172H2V174H3L4 176H6V177L8 176V177H7L8 180H6V178H4L3 175H1V176H0V180H6V181H4L5 183L8 182V181H9V182H10V181L12 182V175H11L12 173L14 174V172H15L16 170L18 171L19 168H23V169H24L25 167L27 168V166H28V168L31 167V166H34L33 169H34V168L37 169V167H39V166L41 167V168L39 169V171L37 170L38 172H37L36 170H34L35 173H38V178L41 177L40 174H39L40 170H42V172H44L43 175L46 174V173L48 174V172H50V171H48V170L50 169V170L52 171V169H53V165H52V163H51V162H52L51 160L53 159V161H54V159L57 158V157H55V155L58 156V161H59V155H60V154H59L58 152H59V147L62 148V146H64L62 143H65V145H67V146H70V145L73 143V145L70 146V148H72V149H70V148H68V147H65V146H64L63 148H64V150H65L66 148H68V150H70V151H76V150L80 147V144H79V146H78V143H77V142H79V140L83 138L82 136H87V135L91 132L90 129H89L88 132H89V131H90V132H89L88 134H86L87 132L85 133V131H87V129L85 130V128H84L85 126L83 127L84 129H82V126L85 124V122H86L87 120L85 121L84 118L81 119L82 117H85V116L87 115V113H89V110H90V112H91V111L93 110V108H94V111H95V109L97 108V110H96L95 112L92 111V112L95 113V115H94L95 117H94V116H91V117H93L94 119L91 118L90 116H88L89 114L87 115V117L91 118V119L88 118V120H90V121H91L92 119L94 120V121L92 120V121H93L92 123H96L98 119H102V118H105V117H106V118H105L106 120L108 119L109 121H110V120L112 121V122H111V121L109 122V121H105L104 119H102L103 121L101 120L102 123H103V122H107V123H103V124H104V125H103V129L105 128L106 131H107L108 129H110V130H108V131H112V130H114L115 126L117 125L118 122H120V120H122L121 122H123V117H122V119H120L121 116L119 117V112H118V111H120V113H121V111H122L123 108H124V105H123V102L125 101V100H124V99H125L124 97H126L128 94H130V93L132 92V90H133V92H134V89H133V88L131 89L130 87H132V85H129V88H128L129 90L127 89L128 91H127V90H126V91H127V92H130V89H131V92L128 93V94L124 93L123 95L126 94V96H124V97L122 96V93H118V91H115L116 88L111 89V86H112V87H116V86L118 87V85H117L118 83L121 82V84H122L124 80H126V79L128 80V78H127V76H126V75H128V74H127L128 72L126 73V75L124 74V76H123V77H124V80L122 79V81H120L119 78H123V77H120V76L117 75V74H121V75H122L124 72H126V71H128V70H132V69L134 68V69H133V70H134L133 72H132V71H131V72L129 71V72H130V75H132L131 73H134L135 71H136L137 73L140 72V73H138L139 75H138L137 73H134V74H136V75H134V76H137V78H142V79H137V78H136V79H132V78H135V77H134L133 75H132L133 77H131V76L129 75L128 77H129V78L131 77V79H132V80H131V79H129V80H131L132 82H133V80H134V81H135V80H140L142 83L140 84V82H139L140 85H137V82H136V85L139 86L141 89L138 87L139 89L137 88L138 90H136V87H137V86H136V87H135V90H136V91H139V92L142 91L143 94L146 93V94L149 95V94L152 93V92L147 93L148 91H152V90H153V92H158V91L162 90V88L164 87V86H163V85H164V82H165L166 84H167V83L169 84V82H170L171 80H173V78H171V77L173 76V74H171V72L169 71V70L172 69L171 66L166 67L167 65H165V68L163 67V65H161V66H159V67H158V66H157V67L153 66V65H156V63H158V64L160 63V59H159L158 57H160V58H164V61L167 60V59H169L168 61H170V59H171V61H173L174 58H175V59L178 58V60H179V58L182 59L181 57L184 56V57H187V58H188V59L185 58V59L188 60V63H191L193 66H195L194 63H192V62L194 61V59L197 61V60H199V59H201V58L204 59V60H205V58H206V60H209V61H210V59H211L212 63H211V62H210V63L212 64L211 66L213 67V66H214V65H213V60L215 61V60H217V59L219 58L218 56L214 55V53H215V54H218V53H216V52L219 51V48L222 46L223 41H224L223 38H220V37L218 36V33H217V32H218V31H217L218 29H217V27H216V25H215V22H214V20H213L214 18H212V16H211V13L214 12V9H212V10H213L212 12H210L211 10L208 12V14H210L211 17H210V16H207L208 14H207V12H205V11H204V12L207 14V15H206V14L204 13L205 16L202 14L203 12H202V13L200 12L201 14H200V15H197V14H196L197 12H195V11H193L194 13H193L192 11H190V12L187 14L188 11H184V10H182V9H180V11H179L178 8H177V10H175L176 8H175V9L173 8V5H174L173 2H174V1H178V0H161V1H159V0H156V1H155V0H137L138 2L140 1L139 3L136 2V0H135V1H134V0H124V2H123L122 0H111V1H110V0H107V2L104 3V5H106V6H103V5L100 6L99 3L96 2V1H94V0H85V1H84V0H77V1H76V0H73L74 2L72 1V3H73L72 8L68 5V4H69V1H66V2H68V4L65 3L64 5L67 4L70 8H69L68 6H64V5H62V4L64 3L65 0H63V3H62V4L59 2V0H53L54 2L51 0L52 3H53V4L50 5V6H52V7H50L51 10L48 9V8H49V7H48V5H49V4H48V2H49L48 0H45V1L42 0V1H41V4H40V0H39V1H38V0H36V1L34 0V5L38 3V4H37L38 6H37V5H35V6H37V7L39 8V10H38V9H37V10H38V12L41 14V16H40V15H37L38 17L31 16V15L35 14V12H34L35 9L33 10V12H34V13H33L32 10H30V9H32V7H33L34 5H33V6L31 5L32 7H31V6H27V5L29 4V2H28V4H25V3H23V1L21 2L20 0H17V1H20L19 3H17L16 0H14L15 2H14V1H11V0H9V1H8V0H3ZM5 1H6V2H5ZM10 1H11V2H10ZM28 1H30V0H28ZM37 1H38V2H37ZM43 1H44L45 3H44ZM46 1H48V2H47V6H46ZM55 1L58 2L59 4H61V7L59 6V9H58V7H57V5H59V4L55 3ZM61 1H62V0H61ZM88 1H89V2H88ZM92 1H93L94 3H93ZM125 1H126V2H125ZM142 1H143L144 3H143ZM153 1H154V2H153ZM9 2H10V4L12 3V4H14V5H12V4L10 5ZM25 2H27V1H25ZM31 2H32V4H33V0H32ZM35 2H36V3H35ZM42 2L45 4V6L42 5ZM75 2H76V5H74ZM82 2H83V3H82ZM91 2H92V3H91ZM111 2H112V3H111ZM113 2H114V3H113ZM118 2H119L120 4H119ZM155 2H157V3H158V2H159V3L161 2V5H160L159 3H158V4L156 3V4H157V5H156ZM163 2H164L165 5H163ZM1 3H3L4 6H3V4H1ZM5 3H6V4H5ZM20 3H21V4H20ZM50 3H51V2H50ZM116 3H117V4H116ZM126 3L128 4V6H127ZM131 3H133V5H131ZM137 3L139 4V11H138V6L136 7V5H138ZM141 3L143 4V6L141 5ZM171 3H172L173 5H172ZM174 3H175V2H174ZM16 4H17V5H16ZM18 4H19V5H18ZM30 4H31V3H30ZM30 4H29V5H30ZM56 4H57V5H56ZM87 4H88V7H87ZM92 4H93V5H92ZM151 4H152V5H151ZM168 4H169V5H168ZM1 5H2V6H1ZM20 5H23V7L20 6ZM55 5H56V6H55ZM70 5H71V0H70ZM80 5H81V6L83 5L84 7H83V6L81 7ZM85 5H86V6H85ZM89 5H90L91 10H90V8H89ZM91 5H92V7H93L94 5H95V6L98 5V6H96V7H100V8L102 7V8H103V10H102V8H101V11L103 12L102 15H103V17H105V18H103V17H101V19L99 18V17L101 16V14L99 15V13L101 12L100 10H96L95 12H92V13H94V16L96 15V17H94L93 14H91V11H93ZM111 5H112V6H111ZM116 5H117V6H116ZM134 5H135V6H134ZM153 5H155V6H153ZM9 6H10V8H9ZM35 6H34L33 8H37V7H35ZM39 6H41V7H39ZM42 6H44V7H42ZM53 6H55V7H53ZM74 6H75V7H74ZM95 6H94V7H95ZM120 6H121L123 9H125V10H122V8H121ZM125 6H127V8H126ZM132 6H133V9H132ZM140 6H141V7H140ZM152 6H153V8H152ZM6 7L9 8V9H6V10H5ZM16 7H17V8H16ZM45 7H47L48 11L46 10ZM63 7H65V8H63ZM67 7L69 8L68 10H70L69 12L65 10V9H67ZM73 7L75 8L74 10H73ZM85 7H86V8H85ZM94 7H93V8H94ZM96 7H95V8H96ZM107 7H108V8H107ZM111 7H112V8H111ZM160 7H163V8H161L162 10H160ZM168 7H169V8H168ZM21 8H23L24 10L21 9ZM26 8H27V11H26ZM40 8H42V10L44 9V11H45V12L43 11L44 14H42L43 12H40V11H41ZM60 8H61V9H60ZM84 8H85V10H84ZM100 8H99V9H100ZM104 8H105V9H104ZM109 8H110V9H109ZM129 8H131V9H129ZM172 8H173V10H171ZM14 9H15V12H14ZM56 9H58L59 12H58V10H56ZM62 9H63L64 11H62ZM71 9H72L74 12H72ZM81 9H82V11H81ZM86 9H87V10H86ZM116 9H117V10L119 9L118 11L120 12V14H118L119 12H118ZM128 9H129V10H128ZM136 9H137V10H136ZM11 10H12V11H11ZM18 10H19V11H18ZM29 10H30L31 12H29ZM54 10H56L57 12L54 11ZM88 10H89V11H88ZM94 10H95V9H94ZM158 10H159V11H158ZM174 10H175V11H174ZM181 10H182V11H181ZM10 11H11V12H10ZM22 11H23V12H22ZM49 11H51L52 13L49 12ZM80 11H81V12H80ZM85 11H86V12H85ZM97 11H99V13H98ZM121 11H123L122 14H121ZM124 11H125V12H124ZM128 11H129V12H128ZM133 11H135V12L137 11L138 13L136 12V14H135V12H133ZM156 11H157L158 13H157ZM162 11H164V12H162ZM169 11H172V13H171V12H170V13H171L173 16H172V15L170 16ZM178 11H179V13L181 12V14H179V13L176 14V12H178ZM6 12H7V13H6ZM19 12H20V13H19ZM48 12L51 13V15L53 14V12H54V13L56 12V13L53 14V15H55L57 19L55 18V16H52V17H51V15H50ZM60 12H61V13H60ZM64 12H65V13H64ZM82 12H83L84 14H82ZM96 12H97L98 14H95ZM102 12H101V13H102ZM106 12H107V13H106ZM126 12H127V13H126ZM173 12H174V13H173ZM183 12H186V14H187L186 17L189 16L190 18H189V17H188V18L184 17V16H183V14H184ZM191 12H192V13H191ZM30 13H31V14H30ZM39 13H38V14H39ZM47 13H48L49 15H48ZM62 13H63V14H62ZM66 13H67V14H66ZM85 13H86V14H85ZM129 13H130V14H129ZM132 13H133V14H132ZM162 13H163V14H162ZM15 14H16V15H15ZM17 14H18V15H17ZM22 14H23V15H22ZM27 14H28V15H27ZM46 14H47L48 16H47ZM56 14H57V15H56ZM68 14H71L70 16L73 17V18H74V15H75V19H78V21H77V20L75 21V19H74V21H75L76 23L78 22V23L80 24V26H82V27H83V25H84L82 22H84V23L89 22V21H87L86 19L91 18L90 14L92 15V18L94 17V22L92 21V19H90V21H92L90 24H92V23L94 24V23H95L96 25L94 24V26H93V24H92V27L89 28L90 24L88 23L89 26L85 24L84 27H85V28L88 30V32H90V33H91L92 31H95L96 28H97V30L100 31V32L97 31V33L99 34L100 37H101V36L103 37L102 39L99 38V39H101V41H102V42H100V41L98 40V42H100V43H97V44H99V45H97V44L95 43L96 46H100V47L103 48V49H100L99 47H96V46H92V47H91V48H94L95 51H96L97 49H99V50H100V55H101V52L104 51V52H102V56L99 55L101 58L97 57L98 55L96 56V57L99 58L100 60L97 59V58L94 59L95 56L92 57V59H90V58H91V55H90V57H89V54H86V55H88V56L86 57V55L84 54V53H85L84 50H80V53L78 52V53L80 54V56H79V55H77V51H76L77 49H76V50H75V51H76L75 54H76L77 56L75 55L74 57L72 56V54H73L75 51L72 52L71 50H69V51L66 50V48H65L64 45L68 44V42H66V41H69L68 39H70L69 37H71V35H72V32H71L72 30H71V27H70V25H69L70 28H69L68 30H71V31L69 32V31L67 30V26H68V25L66 24L67 26L65 27V23H68V24H69V23H71V22L73 21V18L70 19V18H69L70 16H69ZM79 14H80V15H79ZM88 14H89V15H88ZM116 14H117V16H116ZM134 14H135V15H134ZM137 14H138V15H137ZM167 14H169V15H167ZM174 14H175V15H174ZM178 14H179V17H180V18H179V19H180V22H181V20H182V18H181L182 16H183V19L185 20L184 22H183V21H182L181 23L179 22L178 17H176V16H178ZM198 14H199V12H198ZM11 15H12V16H11ZM44 15H46V16H45V20H46V17H48L47 20H49V18H51V21L53 20L54 22L52 21V24H51V23H49V22H51L50 20H49L48 22H47V20H46V21L44 20V22H43V21H40V20H42V19H40V17H42V18L44 19ZM72 15H73V16H72ZM81 15H82L83 17H81ZM85 15H87V16H85ZM97 15H98V16H97ZM105 15H106V16L109 15L110 18H109V17H106ZM112 15H113V17H111ZM157 15H158V16L161 15V16H163V17L160 16V18H159ZM164 15H165V17H164ZM180 15H181V16H180ZM196 15H197V16H196ZM202 15H203L204 17H203ZM14 16H15V17H14ZM18 16H20V17H18ZM24 16H25V17H24ZM49 16H50V17H49ZM57 16H58V17H57ZM67 16H68V17H67ZM120 16H121V17H120ZM131 16H132L133 18H132ZM137 16H138V17L140 16L139 18H140L141 20H140L139 18H137ZM167 16L169 17V19H170V18L173 19L174 27H175V25H176L175 28H174L173 26L170 27V24H171L170 22H172V20L170 19V22H169V21H166V17H167ZM192 16H193V19H192ZM201 16H202L203 18H202ZM6 17H9V18H6ZM17 17H18V18H17ZM23 17H24V18H23ZM27 17H28V18H27ZM33 17H35V18H33ZM61 17H62V18H61ZM64 17H65V18H64ZM79 17H80V18H79ZM97 17H98V18H97ZM134 17H135V19H134ZM141 17H142V18H141ZM11 18H12V19H11ZM29 18H30V19H29ZM31 18H32V19H31ZM36 18H38L39 20H36ZM59 18H61L62 21L58 22L59 20H61V19H59ZM66 18H68V20H67ZM102 18H103V19H106V18L108 19V20L106 19L107 22H104V23H105L104 25H103V23H102ZM112 18H113V19H112ZM123 18H124V19H123ZM136 18H137V19H136ZM163 18H165V22H164V19H163ZM174 18H176L177 21H174ZM196 18L201 19L202 23H201V21H200V22H198L199 27H198V26H197V27H196V26L194 27V28H196V29L194 30V31H195L194 35H190V36H192L191 38H189V36H188L187 33L182 34L183 32H181V35H180V34H179L180 28H177V27L183 26L182 23H184V26H185V23H186L187 26L189 25V23H190V25H193V24H195L193 21H195ZM15 19H16V20H15ZM34 19H35V20H34ZM58 19H59V20H58ZM69 19L72 20V21L69 22V21H70ZM96 19H97V20H96ZM99 19H100V20H99ZM114 19H115V20H114ZM120 19H121V20H120ZM122 19H123V22H122ZM169 19H168V20H169ZM176 19H175V20H176ZM191 19H192V21H191ZM205 19H206V20H205ZM207 19H208V20H207ZM18 20H19V21H18ZM21 20H23V21H21ZM55 20H57L56 23H55ZM63 20H64V21H63ZM85 20H86L87 22H85ZM139 20H140L141 22H140ZM28 21H29V22H28ZM32 21H34V23H33ZM38 21L41 22V24H40L41 27H42V24H43L44 26H47L46 22L49 23L48 26H47V28L49 27V30H47V32L50 31V32H52L53 35L55 34V33H53V31H56V30H54V29H57L56 34H55L54 36H53L51 33H48V34H51V35H46V36H45L46 39H47V36H48V37L51 36V37H50V38H51L50 40H49V38H48L49 42L52 41V44H51V43H50L51 45L49 44L51 47L48 45V42H47V45H46V41H45V42L43 41L44 39H42V38H44V37H42L41 39H42V41H43L45 44L41 41V42H40L41 45H42V43H43V44H44L43 46L53 48V47H54V43H55V42H53V39H54L53 37H55L54 41H55V40L57 41L56 44H57V43L62 44V41H61V40H64V39H65L64 42H63L64 45L62 44V45L64 46L63 49H64V48H65V49H64V50L62 49V50H63V51L66 50V51L63 52V51L60 49L61 52H62L63 54H62V53L59 54V53H57V52H58V51L60 52L59 48H61L62 45H61V47H60V45L58 44L59 46L57 45L58 48H56V49H58L56 53H57V56L59 57V59H57L58 57L55 55V54H56L55 52H54L55 54H53V55L51 54L52 56L55 55V56L57 57V58H56V59H57L56 61L59 60L58 62L62 61V63H63V61H65L64 58H65V59L67 58V59H66V62L63 63V64H66V63L68 64V67H69V68L67 67V70H69L68 72H67V70L64 71V69H66V68H64V65H63V64H62L63 66L60 65L61 63L59 64L60 66H59V65H58V66L56 65L57 67H60V68L63 67V68H64L63 70L60 69V68H58L59 70H62V73H63L65 76H64L63 74H60V75H63L64 77H61V76L58 74V73H59V72L57 71L58 69H57L56 66H54L56 61L54 62V64L51 63V60H50V59H52V58H48L49 55H48V56L46 55V54H50V52L48 53V50L51 51V49L48 48L47 53H44V52H46V49L43 48V47H42V49L45 50L44 52H43V50L40 49V48H39L40 50L37 49V48H38L37 46L40 45V44H38V43H37L38 45L36 44L35 41H37V38H36L35 36L45 33L46 30L44 31L43 29H47L46 27L43 28V29L40 27L42 33H40V32H41L40 30H39V31H35V32H36V33H35L33 30H34L35 28H36L35 30H38V29H39V28L37 29V27H36L37 25L35 26L36 22L38 23ZM95 21H97L98 23L102 24L104 27H100L101 25L98 24V23H96ZM99 21H100V22H99ZM104 21H105V20H104ZM117 21H118V22H117ZM186 21H187V22H186ZM188 21H189V22H188ZM21 22H22L23 24H22ZM31 22H32V23H31ZM42 22H43V23H42ZM57 22H58V26H57ZM75 22H72V23H75ZM110 22H111V23H110ZM114 22H115V23H114ZM119 22H120L121 25H119ZM167 22L169 23V25H168ZM174 22H175L176 24H175ZM177 22H178V24H177ZM206 22H207V23H206ZM20 23H21V24H20ZM27 23H28V24H27ZM29 23H30V24H29ZM53 23H54V24H53ZM81 23H82L83 25H82ZM113 23H114V24H113ZM165 23H167V25H165ZM187 23H188V24H187ZM203 23H204V25H203ZM208 23H209V24L211 23L212 26L215 25L216 28H215L214 26L212 27L211 25H207ZM2 24H3V23H2ZM2 24H0V26H1ZM18 24H19V25H18ZM31 24H32V27H34V29H33L32 27H30ZM33 24H34V26H33ZM50 24H51L52 27L50 26ZM97 24H98V26H97ZM106 24H107V25H106ZM173 24H172V25H173ZM179 24H180V25H179ZM201 24H202V25H201ZM22 25H24V26H22ZM29 25H30V26H29ZM54 25H56V26H54ZM74 25H75V24H74ZM99 25H100V26H99ZM114 25H116V26H114ZM140 25H141V26H140ZM177 25H178V26H177ZM195 25H196V24H195ZM18 26H19V27H18ZM25 26H27V27H25ZM63 26H64V27H63ZM71 26H72V25H71ZM87 26H88V27H87ZM109 26H110V27H109ZM121 26H122V27H121ZM142 26H143V27H142ZM146 26H148L147 29L145 28ZM151 26H152V27H151ZM167 26H168L169 28H168ZM204 26H205V27H204ZM38 27H39V26H38ZM54 27H57V28H54ZM77 27H79V26H77ZM84 27H83V28H84ZM98 27H99V29H98ZM111 27H112V28H111ZM113 27H114V28H113ZM119 27H121V28H119ZM140 27H141V28H140ZM166 27H167V28H166ZM172 27H173L174 29H172ZM189 27H191V26H189ZM208 27H209V28H208ZM28 28H29L30 30H27ZM59 28H60V29L62 28V29L60 30ZM83 28H81V31L85 30V28H84V29H83ZM104 28H105V29H104ZM142 28H143V30H142ZM151 28H152V29H151ZM153 28H154V29H153ZM192 28H193V26H192ZM194 28H193V29H194ZM22 29H24V30H26V31H25V32H21V31H23ZM50 29H51V30H50ZM72 29H75L74 31H76L75 26L72 27ZM79 29H80V27H79ZM82 29H83V30H82ZM89 29H90V31H89ZM106 29H108V30L106 31ZM139 29H140L141 31H140ZM161 29H162L163 31H161ZM165 29H166V30H165ZM167 29H168V30H167ZM169 29H170V30H169ZM175 29H176V30H175ZM208 29H209V30H208ZM210 29H211V30H210ZM215 29H216V30H215ZM31 30H32L34 33H33ZM58 30H59V31H58ZM63 30H65V31L67 30L68 33L71 34V35H69V36L65 35V34H67V31H66V33H65ZM104 30H105L106 32H105ZM128 30H129V31H128ZM144 30H145V31H146V30H147V31L149 30V31H148V32L146 31V33H145ZM154 30H156L157 32L154 31ZM159 30H160L161 32H160ZM171 30H172V31H171ZM177 30H179V31L177 32ZM0 31H1V29H0ZM29 31H31V34H30ZM43 31H44V32H43ZM74 31H73V32H74ZM85 31H86V30H85ZM108 31H109L110 33H109ZM111 31H112V32H111ZM138 31H139V32H138ZM151 31H152L151 34H154L155 36L150 34ZM153 31H154V32H153ZM158 31L160 32V34L158 33ZM166 31H167V32H166ZM215 31H216V32H215ZM20 32H21V34H20ZM37 32H39V34H38ZM60 32H61V33H60ZM62 32L65 33V34L63 35ZM88 32L86 31V34H88ZM128 32H131L132 36L134 35V37L132 38V36H131L130 33H128ZM133 32L136 33V34H134ZM142 32H143V33H142ZM171 32H172V34L175 36V39L172 37V36H173L172 34H171V36H169V35H170L169 33H171ZM173 32H174L175 34H174ZM199 32H200V33H199ZM208 32L211 33V36H210V33H208ZM259 32L261 33L260 30H259ZM23 33H25V35H24ZM28 33L30 34V36H33V38H31V37L29 36ZM32 33H33V34H32ZM59 33L62 34V35H60ZM92 33H94V32H92ZM92 33H91V34H92ZM95 33H96V32H95ZM100 33H102V34H100ZM108 33H109L110 35H111V34H112V35L110 36ZM127 33H128L129 35H127ZM140 33H141V34H140ZM148 33H149V34H148ZM155 33H157V34H155ZM167 33H168V35H167ZM204 33H206V35H205ZM214 33H215V34H214ZM26 34H27V35H26ZM46 34H47V33H46ZM57 34H58L59 36H63V37H58ZM103 34H104V35H103ZM106 34H108V35H106ZM142 34H144V35H142ZM199 34H200V35H199ZM221 34H222V33H220V36H222ZM261 34L263 35V32H262ZM44 35H45V34H43V36H44ZM114 35H115V36H114ZM159 35H160V36L162 35V36L159 37ZM164 35H165V36H164ZM198 35H199V36H198ZM212 35H213V36H212ZM257 35H258V36L256 37V38H257V41L260 40V41L262 42L263 39H262V38L260 39V36H261V35H260L259 33H257ZM259 35H260V36H259ZM52 36H53V37H52ZM66 36L68 37V39H67ZM73 36H74V35H73ZM107 36H108V38H107ZM138 36H139V37H138ZM144 36H145V37H144ZM146 36H147V39H146ZM150 36H151V37H150ZM156 36H157V37H156ZM166 36H167V37H166ZM178 36H179V37H178ZM181 36H182L183 39L181 38ZM183 36H184V37H183ZM195 36H196V37H195ZM200 36H201V37H200ZM74 37H75V36H74ZM74 37H73V38H74ZM110 37H111V38H110ZM128 37H129V38H128ZM136 37H137V38H136ZM148 37H149V38H148ZM154 37H155V38H154ZM164 37H165V38H164ZM169 37H170V38H169ZM210 37H211L212 39H211ZM17 38H18V39H17ZM24 38H26V39H25L26 41H24ZM27 38H29V39H27ZM38 38H40V37H38ZM57 38H58V40H57ZM116 38H117V39L120 38L121 41H119V39H118V40H115ZM121 38H122V39H121ZM138 38H139V40L137 41ZM159 38H160V39H159ZM184 38L186 39V41L184 40ZM196 38H197V39H196ZM199 38H200V39H199ZM201 38H202V40H201ZM207 38H208V42L211 41V42H209V43H211V45H213L212 43H214L215 46H216V45H219V46H216V47H217V50L215 49V47H213V51H211V52H209V49H210V48H209V49H206V48L210 47V44H208V42L206 41ZM217 38L220 39V40H218V43L216 42ZM31 39H32V41H31ZM33 39H36V40H33ZM41 39H39V41H40ZM60 39H61V40H60ZM108 39H110V40H108ZM123 39H124L125 41H124ZM132 39H135L136 42H135V41H132ZM141 39H142V40H141ZM153 39H154V40H153ZM167 39H168V40L170 39L169 42H171L172 39L175 40L176 45H177V46L179 45V47H177L176 45L174 46V44H175L174 41H172L170 44H167V43H169V42L166 41ZM177 39H178L179 41H177ZM189 39H192V40H189ZM210 39H211V40H210ZM214 39H215V40H214ZM258 39H259V40H258ZM17 40L19 41V43L17 42ZM48 40H47V41H48ZM59 40L61 41V43L58 42ZM70 40H72V37H71ZM126 40H127V41H126ZM151 40H153V41L151 42ZM156 40H157V41H156ZM181 40H182V41H181ZM183 40H184V41H183ZM222 40H223V41H222ZM10 41H11V42H10ZM23 41H24L25 43H24ZM27 41H28V42L31 41V42H30L31 44H27V43H28ZM33 41H34V42H33ZM39 41H37V42H39ZM76 41H77L76 38H74V41H72V43H73V42L75 43ZM116 41H117V42H120V43H119V44H116ZM130 41H131L132 43H131ZM165 41H166L167 43H164ZM199 41H200V42H199ZM204 41H205V42H204ZM213 41H214V42H213ZM13 42H16L17 44L15 45ZM21 42H22V43H21ZM26 42H27V43H26ZM103 42H104V43L106 42L105 45H104ZM110 42H111V43H110ZM114 42H115V44H114ZM125 42H126V43H125ZM140 42H141V43H140ZM221 42H222V43H221ZM8 43H9V44H8ZM11 43H12V45H11ZM65 43H66V44H65ZM101 43H102V44H101ZM124 43H125V44H124ZM145 43H146V44H145ZM172 43H173V44H172ZM179 43H180V44H179ZM197 43H198V44H197ZM256 43L259 44V45L261 44V43H258V42H256ZM80 44H81V45H80ZM100 44H101V45H100ZM106 44H108V46H107ZM121 44H122V45H121ZM123 44H124V46H123ZM142 44H143V45H142ZM183 44H184V45H183ZM187 44H188V45H187ZM190 44H191V45H190ZM193 44H194V45H193ZM205 44H206V45H205ZM257 44H256V46H254L255 48L258 46ZM5 45H6V46H5ZM19 45H22V47L20 46V48H19ZM31 45H32L33 47H32ZM76 45H77V44H76ZM79 45H80V46H83L82 43H79ZM113 45H114V46L120 45L119 47L121 48L122 52H121V50L118 48V46H117V47H113ZM144 45H145V46H144ZM147 45H148V46H147ZM197 45H198V46H197ZM199 45H200V46H199ZM203 45H204L205 47H206V46H207V47L204 48ZM223 45H224V44H223ZM254 45H255V44H254ZM7 46H8V47H7ZM11 46H12V47H11ZM29 46H31L32 48H31V47H30V48H27V47H29ZM34 46H35L36 49H37L36 51H35V47H34ZM52 46H53V47H52ZM103 46H105V47H103ZM106 46H107V48H106ZM111 46H112V48H111ZM136 46H137V47H136ZM138 46H139L140 48H142V49H140ZM163 46H164L165 48H164ZM185 46H187V47H185ZM6 47H7V48H6ZM10 47H11V49H10ZM25 47H26V48H25ZM39 47H40V46H39ZM55 47H56V46H55ZM122 47H123V48H122ZM189 47H190V49H189ZM199 47H200V48H199ZM202 47H203V48H202ZM218 47H219V48H218ZM254 47H253V49H255ZM12 48H13V49H12ZM15 48H16V49H15ZM21 48H22L24 51H26V53L23 52V50H22ZM24 48H25V49H24ZM81 48H84V47H81ZM91 48H90V51H93ZM114 48H116V50L119 49L118 51H120L121 54H120V53H117L118 51L113 50ZM133 48H134V49H133ZM162 48H163L165 51H164ZM178 48H179V50H177ZM211 48H212V46H211ZM1 49H2V50H1ZM19 49H20V50H19ZM27 49H29V51H28ZM30 49H32L33 52H31ZM56 49L54 48V51H56ZM104 49H107V50H104ZM109 49H110V54H112V59H113V60L111 59V55H110L109 53H108V55H107V53L105 54V51H108ZM160 49H162V50H160ZM167 49H168V50H167ZM172 49H173V50H172ZM181 49H182V50H181ZM192 49H193V50H192ZM195 49H197V51H196ZM204 49H205V50H204ZM258 49H259V48H258ZM17 50H18V51H17ZM99 50H98V53H97V54H99ZM159 50H160V51H159ZM171 50H172V51H171ZM175 50H177V52H178L179 54H180L181 51L184 52L185 54L183 55V53L181 52V54L183 55V56H181V55H179L178 53H176V54L178 55V57H177V56H175L176 54H174V52H173V51H175ZM180 50H181V51H180ZM188 50H189V51H188ZM198 50H199V51H198ZM200 50H202L203 52L200 51ZM206 50H207V51H206ZM211 50H212V49H211ZM214 50H215L216 52H215ZM255 50H256V49H255ZM3 51H4V52H3ZM10 51H11V52H10ZM21 51H22L23 53H22ZM37 51H38V54H37ZM39 51H40V53H41V51H42V53L45 54V55H42V56H41V54H39ZM70 51H71L72 54H71V53L69 54ZM156 51H157V52H156ZM168 51H169V52H168ZM179 51H180V52H179ZM193 51H194V52H193ZM204 51H205V52H204ZM8 52H10L11 55H10V53L8 54ZM83 52H84V53H83ZM108 52H109V51H108ZM111 52H112V53H111ZM115 52H116V53H115ZM158 52H159V53H158ZM167 52H168V53H167ZM170 52H173V53H171V54L174 55V56H171V58H170V56H169V55H170ZM187 52H188V53H187ZM189 52H190L191 55L189 54ZM195 52H197V53H196L197 56L195 55ZM208 52H209V54H208ZM213 52H214V53H213ZM3 53H4V55H6V57H4L3 55H1V54H3ZM6 53H7V54H6ZM17 53H18V54H17ZM19 53H20V54H19ZM21 53H22V54H21ZM28 53H29V54H28ZM32 53H34V55H35L36 57H35ZM35 53H36L37 55H39V56H37ZM51 53H53V50L51 51ZM66 53H68L69 55H68V54L66 55ZM103 53H104V54H103ZM114 53H115V54H118V55L115 56ZM157 53H158V54H157ZM165 53H167V55H166ZM186 53H187V54H186ZM193 53H194V54H193ZM202 53H203V54H202ZM204 53H205L207 56H205ZM12 54H14V55H12ZM24 54H25V55H24ZM31 54H32L33 57L31 56ZM61 54H62V55H61ZM64 54H65V55H64ZM119 54H120V55H119ZM160 54H162V55H161V56H158V55H160ZM163 54H164V55H163ZM168 54H169V55H168ZM192 54H193V55H192ZM211 54H213V55H211ZM17 55H18V56H17ZM28 55H30L32 58H31L30 56L28 57ZM70 55H71V56H70ZM83 55H85V56H83ZM109 55H110V56H109ZM189 55H190V58H189ZM199 55H200V56H199ZM209 55H211L212 58H211ZM23 56L26 57V58H24ZM40 56H41V57H45V56H46V58H44V59H46V60H47V58L49 59V61L46 62L47 64L43 61V59H42ZM55 56H54V58H55ZM61 56H62V57H61ZM68 56H69V57H68ZM105 56H106V58H105ZM128 56H129V57H128ZM156 56H157V57H156ZM162 56H163V57H162ZM165 56H167V57H165ZM180 56H181V57H180ZM192 56H193V57H192ZM215 56L218 57V58H217V59H216V58L214 59L213 57H215ZM13 57H14L15 59H14ZM71 57H72V58H71ZM85 57H86L87 60L85 59ZM114 57H116V58H114ZM117 57H119V58H117ZM127 57L130 58V59H128ZM131 57H132V58H131ZM154 57H155V58H154ZM168 57H169V58H168ZM173 57H174V58H173ZM176 57H177V58H176ZM184 57H183V60H181L182 63H179V64L177 63L178 65L174 64V65L177 66L178 68H177V67H174V65H172V66L175 68V72H177L180 68L183 69L182 66L184 67V69L187 68V66L185 67V65H188V68H190L191 64L189 65V64H187V62L184 63L185 61H187V60L184 61ZM207 57H209V58H207ZM1 58H2L3 60H2ZM28 58H29V59H28ZM30 58H31V60H30ZM35 58H38V59L36 60ZM54 58L52 59V62L55 60ZM60 58H61V59H60ZM75 58H76V60H75ZM79 58H80V59L82 58V60H80ZM107 58H108L109 60H108ZM136 58H137V59H136ZM152 58H153V61H152ZM172 58H173V59H172ZM191 58L193 59V61H192V62H189V60H190ZM11 59H12V60H11ZM71 59H72V60H71ZM77 59L80 60V63H78L79 60H77ZM83 59H84V60H83ZM93 59H94V60H93ZM117 59H118V60H117ZM134 59H135V60H134ZM138 59H140L141 61H143V63L145 62V63H144V66H143L142 63H140L141 61L138 60ZM156 59H159V61L156 60ZM212 59H213V60H212ZM27 60H28V61H27ZM29 60H30V61H29ZM34 60H35V61H34ZM38 60L44 62L45 65L42 66L43 63L41 64V62H39ZM46 60H45V61H46ZM85 60H86V62H84ZM91 60H92V62H94V63L90 62ZM95 60H96V61H95ZM105 60H107V63H106ZM154 60H156V61H158V62L155 63ZM218 60H219V59H218ZM68 61H70V62L73 61V62H71V65H70V63H69ZM77 61H78V62H77ZM81 61H82V63H81ZM108 61H109V62L112 61V64L110 65V63H109ZM117 61H118V63H117ZM130 61L132 62V64L134 63L132 66H136V65H138V67L136 66L138 71L135 70L136 67H131V66H130V65H131V64H130ZM139 61H140V62H139ZM149 61H150V62H149ZM181 61L179 60V62H181ZM190 61H191V60H190ZM33 62H34V63H33ZM36 62H37V64H38V63H39V64L36 65ZM74 62H75V63H74ZM87 62H88V63H87ZM102 62H103V63H102ZM119 62H120V63H119ZM126 62H127V63H126ZM152 62H154V64H153ZM194 62H195V61H194ZM12 63H13V62H12ZM17 63H13L12 65H14V64L17 65ZM22 63H23V62H22ZM48 63H49V64L51 63V64H50V67H51V65H52V67L54 66V68L56 67V68L53 70L54 75L56 74L55 72H57V74H56L57 76L55 75L56 77H55V76H54V77L51 76V71H50V76H51L52 78H51L50 76H46V77L44 76V75H46V74L49 73L48 71H49L50 69H52V67H51V68H50L49 66L46 67V65H48ZM86 63H87V64H86ZM101 63H102V64H101ZM114 63H116V64H114ZM124 63H126L127 65L124 64ZM135 63H136V64H135ZM148 63H149V64H148ZM195 63H196V62H195ZM74 64H75V66H74L73 68L75 69V67H76V66H77V67H76L75 70H73V69L71 70V67H72ZM82 64H83V65H82ZM91 64H92V65H93V64H96L97 68H96V66H93V67H92ZM139 64H141V66H140ZM152 64H153V65H152ZM158 64H157V65H158ZM160 64H161V63H160ZM160 64H159V65H160ZM1 65H0V68L3 67V65H2V66H1ZM9 65L11 66L10 63L8 64V67H9ZM35 65H36V66H35ZM40 65H41V66H40ZM79 65H80V66H79ZM89 65H90V67H89ZM112 65H113V66H112ZM145 65H148V66H145ZM179 65H182V66H179ZM34 66H35V67H34ZM66 66H67V65H66ZM66 66H65V67H66ZM82 66H83V67H82ZM99 66H100V67H99ZM106 66H107V67H106ZM114 66H115L116 69L113 68ZM120 66H121V67H120ZM123 66H124V67H123ZM127 66H130V67H129L130 69L127 68ZM142 66H143V67H142ZM149 66H151V67H150V68H151V72L153 73V74L151 73L150 75H149V73H150V71H149V70H150ZM152 66H153V67H152ZM193 66H192V67H193ZM4 67H3V68H4ZM8 67H7L8 70L5 69V72H6V70H7V71H9V70L11 71L12 68L9 69L10 67H9V68H8ZM27 67H28V68H27ZM40 67H41V68H40ZM42 67H43V68H42ZM79 67H80V69H79ZM84 67H86V69H88L89 72H90L93 68H94V69H95V68L98 69V71H96V69H95V71H94V70L91 71V75H87V77H86V73H88V74H90V73H89L88 71L85 72V69H84V70L81 69V68H84ZM109 67H110V68H109ZM125 67L127 68V70H126ZM139 67H140V68H139ZM160 67H163V69H165V72H166V73H168L169 75H172V76H170V77L168 78V77H167L168 74H167V75H164V74H166L165 72H162V73H164V74H162L161 72H159L160 74H159V73H156V74H159V75L162 74V78H161V76H160V79H159V77H158V79H157V80H159V81H161L163 78H165V77H163V76H166V77H167V80L170 79L169 81L163 79L164 82H160L159 85H161V83H163L162 88H160L161 86H160V87L157 86L158 84H156V82H154L152 79H150L149 82H146V81L148 80L146 77L150 76V78H153V77L155 76L156 69H158L159 71H164V70H161L162 68H160ZM169 67H170L171 69H169ZM192 67L190 68V70L188 69L191 73H193V72H192L193 70L191 71ZM207 67H208V64H207ZM45 68H46V69H45ZM77 68L81 71V73L79 72V70H78ZM89 68H90V69H89ZM117 68H118V69H117ZM119 68H120V69H119ZM138 68H139V69H138ZM174 68L171 70L173 73H174ZM208 68H209L210 71H211V69H214V67H213V68L208 67ZM20 69H21V70H20ZM32 69H33V70H32ZM37 69H38V70H37ZM39 69H41V70L43 69V72H44V73H43L41 70H39ZM48 69H49V70H48ZM111 69H112V70H111ZM122 69H123V70H122ZM142 69H143V70H142ZM154 69H155V70H154ZM166 69H167V70H166ZM177 69H178V70H177ZM184 69H183V72H182L183 74H181V73L179 72V73H180L179 76H181V77L183 76V77L181 78V79L183 80V82H184V80L186 79L185 77H187V75L185 76V73H184V72L188 71L187 69H185L186 71H184ZM193 69H195V68H193ZM19 70H20V71H19ZM47 70H48V71H47ZM99 70H100V72H99ZM102 70H103V71H102ZM105 70H106V71H105ZM109 70H110V71H109ZM115 70H116V71H115ZM120 70H122L121 72H123V73H121ZM140 70H142V72H141ZM145 70H147V71H146L145 74H143V73L145 72ZM153 70H154V72H153ZM176 70H177V71H176ZM209 70H208V71H209ZM54 71H55V72H54ZM70 71H71V72H70ZM72 71H74V73H73ZM77 71L80 73V75H79V73H78ZM107 71H108V72H107ZM167 71H168V72H167ZM45 72H46V73H45ZM47 72H48V73H47ZM60 72H61V71H60ZM65 72H66V74H65ZM69 72H70V73H69ZM82 72H83V73H82ZM92 72H93V75H92ZM96 72H99V73L97 74ZM113 72H114V73H113ZM116 72H117V73H116ZM169 72H170V73H169ZM195 72H196V71H195ZM75 73H76V74H75ZM94 73H96V74L94 75ZM106 73H107L108 77H106V76H107ZM108 73H109V74H108ZM186 73H187V72H186ZM188 73H189V72H188ZM188 73H187V74H188ZM191 73H189V74H191ZM4 74H5V75H4ZM7 74H10V72H8ZM25 74H26V73H25ZM30 74H31V75H30ZM35 74H36V75H35ZM81 74H82V75L85 74V76H81ZM29 75L31 76V78L29 77ZM68 75H69V76H68ZM70 75H71V76H70ZM78 75H79V76H78ZM96 75H97V76L99 75V76L97 77ZM100 75H103V76L105 75V76L102 77V76H100ZM144 75H146V76H144ZM174 75H175V73H174ZM10 76H11V74H10ZM38 76H39V77H38ZM41 76H42L43 78H45V80H44L43 78L41 79ZM125 76H126V77H125ZM179 76H178V77H179ZM184 76H185V77H184ZM192 76H193V74H191L190 76H188L187 79L190 80V77L192 78ZM194 76H195V73H194ZM24 77H23V78H24ZM34 77H35V79H33ZM49 77H50V78H49ZM57 77H58L59 79H58ZM68 77H70V78H68ZM75 77H76V78H75ZM82 77H83V78H82ZM96 77H97V78H96ZM100 77H101V78H100ZM118 77H119V78H118ZM143 77H144V79H143ZM173 77H174V76H173ZM9 78H8V81H9ZM27 78H28V79H27ZM29 78H30V79H29ZM37 78H38V79H37ZM39 78H40V79H39ZM55 78H57L58 80L55 79ZM62 78H63L64 80H63ZM67 78H68V80H67ZM71 78H73L74 80L72 79V81H71ZM79 78H80V79H79ZM89 78H90V80H89ZM99 78H100V79H99ZM108 78H110V79H108ZM125 78H126V79H125ZM145 78H146V79H145ZM148 78H149V77H148ZM154 78L156 79L157 77L155 76ZM179 78H180V77H179ZM0 79H1V77H0ZM6 79H7V78H6ZM32 79H33V80H32ZM36 79L39 80V81H37ZM47 79H48L49 82H48V81L46 82ZM51 79H54L53 82H51V81H52ZM75 79H76L77 81H75ZM155 79H154V80H155ZM181 79H177V82H178V80L180 81ZM187 79H186V80H187ZM11 80H10L9 83H13V82H11ZM31 80H32V81H31ZM35 80H36V81H35ZM40 80H42L43 83L40 82ZM55 80H56V81H55ZM59 80H60V81H59ZM66 80H67L68 82H67ZM69 80H70V83L73 85V87H72V85L69 83ZM81 80H82L83 82H82ZM85 80H86V82H85ZM109 80H110V82H108ZM111 80H112V81L114 80L115 83L112 82ZM117 80H118V82H117ZM127 80H126V81H127ZM142 80L145 82L143 86H142V84H143V81H142ZM145 80H146V81H145ZM151 80L153 81V83H155V85H152V86H156L157 88H156V87H154V88H156L157 91H154V88H153V87H152L151 90H149V86H151V85H148V86H147V84H150ZM188 80H187V82H190V81H188ZM8 81H7V82H8ZM26 81H27V83H26ZM29 81L32 82V83L30 82L32 85L29 83ZM63 81H65V82L63 83ZM88 81H89V82H88ZM95 81H96V82H95ZM24 82H25L26 84H25ZM39 82H40V85L38 84ZM50 82H51L52 85H53V86H52V89L54 88L53 90H50L51 88L49 87V90H50L51 92L48 91L47 88H45V87L48 86V84H51ZM90 82H91V83H90ZM111 82H112V83H111ZM116 82H117V83H116ZM157 82H158V81H157ZM177 82H176V83H177ZM183 82H182V84H184V83H186V84H191V83H187L186 81H185L184 83H183ZM22 83H23V84H22ZM41 83H42V84H41ZM53 83L56 84V85H55L56 87L54 86ZM57 83H59V84H57ZM61 83H62L63 85H64L65 83H66V84L68 83L69 85L67 84V86H66V85L62 86ZM83 83H85V84H83ZM102 83H103V85H102ZM104 83L107 84V85H105ZM109 83H110V84H109ZM124 83H125V81H124ZM124 83L122 84L121 87H123ZM128 83L131 84V82H128V81H127V84H128ZM146 83H147V84H146ZM158 83H159V82H158ZM170 83H171V82H170ZM172 83H173V81H172ZM172 83H171V84H172ZM176 83H174V84H176ZM20 84H22V86H21ZM29 84H30V85H29ZM34 84H35V85H34ZM36 84H38V85H36ZM43 84H44V85H43ZM45 84H47V86H45ZM94 84H95V85H94ZM113 84H114V85H113ZM127 84H126V85H127ZM133 84H134V82H133ZM174 84H173V86H176V85H174ZM180 84H181V81H180ZM180 84L178 83L177 86H176L179 90H180V87L184 88V87H183L182 85H180ZM2 85H3V86H2ZM8 85H9V86H8ZM16 85H19V86H16ZM27 85H28V86H27ZM60 85H61L62 88H63V87H66V89L63 88V89H64V91H63V89L60 87ZM76 85H77V86H76ZM126 85H125V88H126ZM145 85L148 87V91L144 93V91L147 90V89L143 90V87L146 88ZM178 85H179V86H178ZM184 85H185V84H184ZM10 86H11V87H12V86H14V87L16 86V87L19 88V89L21 88V90L18 91V89H17V91H16L15 88L13 87L14 89L11 88V89L13 90V94H12V92H11V89H10V93H9V91H7V89H8ZM37 86H38V87H37ZM44 86H45V87H44ZM70 86H71V90H72V91L70 90ZM83 86H84V87H83ZM87 86H88V87H87ZM97 86H98V87H97ZM108 86L110 87V89L108 88ZM134 86H135V84H134ZM167 86H168V87H167L166 89L169 90V86H170V90H171L172 85L169 84V85H167ZM185 86H186V85H185ZM22 87H24L25 89H23ZM31 87H32V88H35L36 91H38V90H37V88H38V89L41 91V94H40L39 91H38V93H37V92H34V90H33ZM36 87H37V88H36ZM92 87H93V89H92ZM127 87H128V86H127ZM189 87H191V85H190ZM29 88L32 89L33 91H32V92H27V93L24 92V91H28ZM41 88H43V89H41ZM57 88H58V89H57ZM60 88H61V89H60ZM68 88H69V89H68ZM118 88H119V89H125V88H120V87H118ZM118 88H117L116 90H118ZM158 88H160V89H158ZM187 88H188V86H187ZM44 89L47 90V92H46ZM56 89H57V90H56ZM80 89H81V90H80ZM91 89L94 90V91H92ZM96 89H97V90H96ZM106 89H107V91H106ZM178 89H177V91H178ZM185 89H186V88H185ZM8 90H9V89H8ZM22 90H23V91H22ZM55 90H56V91H55ZM60 90H61V91H60ZM66 90H68V91L65 92ZM69 90H70V91H69ZM88 90H89V91H88ZM108 90H111V91L114 90L113 92H117V94H119V95H118L119 97L122 96V97L119 98V99H123V98H124V99H123V102L120 100L121 105H123V106L120 108V110H119V109L116 110V111L118 112V113H117L118 115H115V114H114V113L116 112V111H114L115 109H113L112 111H114V112L111 113V115L113 114V115H115L116 117H119L118 119H116L115 116L112 117L113 115L111 116L110 114H106V116H105L104 113H106L108 110H107V111H104L103 115H101V116H105V117H100V114H102V113H97V112H99V111L101 112V111L103 110V109L101 108L102 106L104 107V110H106V109H105V106H106V105H104L103 103L106 104L107 101L104 102L103 100H105L106 98H108V97H106V95H107L106 92H108V95H109V91H108ZM170 90H169V91H170ZM172 90L175 91V88H173ZM14 91H15L16 93H14ZM42 91H44V92H46V93H43ZM62 91H63L64 93H63ZM91 91H92V92H91ZM104 91H105V92H104ZM119 91H120V90H119ZM7 92H8V93H7ZM17 92H18V93H21V94H20V95H21L20 97H19V94H18ZM54 92H57V93H58V92H59V93L61 92V93H60V94L58 93L57 95H55ZM68 92H69V93H68ZM72 92H73V94H70V93H72ZM89 92H90V93H89ZM98 92H99L100 94H99ZM113 92H110V93L114 94ZM121 92H123V91L121 90ZM133 92H132L131 94H133ZM139 92H138V93H139ZM142 92H140V93H142ZM28 93H29V94H28ZM30 93H31V94H30ZM32 93H34V94H32ZM35 93H36V95L38 94L37 96H39V97H41V98L38 99V97H36ZM47 93H48V95H47ZM65 93L67 94V95H66L67 97L65 96ZM94 93H95V94H94ZM105 93H106V95H105ZM22 94H23V95H22ZM27 94H28L29 97H30V95H32L31 97H33L34 99H37V101L40 100V102H36V100L34 101V100H32V98L27 97ZM43 94H44V95H43ZM85 94H86V95H85ZM103 94H104V96H103ZM131 94H130V95H131ZM135 94H137V92H135ZM16 95H17V96H16ZM40 95H41V96H40ZM42 95H43V96H42ZM45 95H46V97H45ZM53 95H54V96H53ZM60 95H61V96H60ZM68 95H69V96H68ZM84 95H85V97H84ZM88 95H89L90 97H89ZM101 95H102V96H101ZM110 95H111V94H110ZM110 95H109V96H110ZM120 95H121V96H120ZM14 96H15V97H14ZM22 96H23V98H25V99H27V100L22 101V99H23ZM24 96H26V97H24ZM34 96H35V97H34ZM49 96H50V97H49ZM51 96H52V97H51ZM56 96H57V97H56ZM59 96H60V97H59ZM82 96H83V97H82ZM87 96H88V97H87ZM98 96H99V98H98ZM100 96H101V97H100ZM114 96H116V95L114 94ZM128 96H129V95H128ZM133 96H135V95L133 94ZM136 96H137V95H136ZM136 96H135V97H136ZM2 97H3V98H2ZM4 97L8 98V99H7L8 101H7ZM11 97L14 98V99H18V100H16V101H17V102L19 101V103H17L14 99H13V100H14L15 102L12 101V98H11ZM54 97H55V100H54ZM62 97H63L64 99H63ZM80 97H81V98H80ZM93 97H94V98H93ZM95 97H96V98H95ZM102 97H105V98H102ZM110 97H111V96H110ZM112 97H113V95H112ZM112 97H111V98H112ZM135 97H133V98H135ZM144 97H145V96H144ZM51 98H52V99H51ZM57 98H59V99H57ZM77 98H78V99L80 98L79 100H81V103H80V101H79ZM101 98H102V99H101ZM115 98H116V97H114L113 99H115ZM117 98H118V97H117ZM126 98H127V99H126L127 101H128V100H129V101L133 100V99L131 98V96H130V97H126ZM128 98H130L131 100L128 99ZM60 99H63V100L60 101ZM69 99H70V100H73V101H70ZM85 99H86V100H85ZM108 99L111 100V101H113V99H110V98H108ZM108 99H107V100H108ZM135 99H136V98H135ZM135 99H134V100H135ZM3 100H4V101H3ZM5 100H6V101H5ZM20 100H21L22 102H20ZM50 100H51V101H50ZM53 100H54V101H53ZM58 100H59V102H57ZM68 100H69V103L66 102V101H68ZM75 100H76V101L78 100L77 102H78V104L80 103V104H79L80 106H79V105L77 106V102H76ZM94 100H95V101H94ZM109 100H108V101H109ZM115 100H117V99H115ZM134 100H133V101H134ZM155 100H156V99H155ZM9 101H10V102H9ZM32 101H33L34 103H32V106H31V102H32ZM52 101H53V102H52ZM55 101H56V102H55ZM64 101H65V102H64ZM82 101H83V102H82ZM90 101H91V102H90ZM93 101H94V102H93ZM100 101H103V102H100ZM117 101H118V102H117ZM117 101H115V103L117 102V104L120 105L119 100H117ZM127 101H125V102H127ZM153 101H154V100H153ZM153 101H152V102H153ZM156 101H157V100H156ZM2 102H3V105H2ZM7 102H8V103H7ZM48 102H47V103H48ZM62 102L65 103V105H64ZM75 102H76V103H75ZM85 102H86V103H89V105H87ZM98 102H99V103H98ZM125 102H124V103H125ZM154 102H155V101H154ZM40 103H42V104L44 103V104L41 106ZM53 103H54V104H53ZM56 103H57V104H56ZM60 103H61V105H62L65 109H63L62 106L59 105ZM74 103H75V104H74ZM94 103H95V104H94ZM107 103L110 104V105L112 104V102H111V103L107 102ZM115 103H114V104H115ZM71 104H72L73 106H72ZM83 104H84V105H87V107H84ZM93 104H94L96 107H95ZM96 104H98V106H97ZM102 104H103V105H102ZM108 104H107V105H108ZM75 105H76V106H75ZM90 105H91V106H90ZM121 105H120V106H121ZM154 105L156 106V105H158V103L156 102V103H154ZM154 105H153V106H154ZM24 106H22V107H23V110H25V109H24ZM33 106H34V107H33ZM37 106H36V107H37ZM54 106H55V107L59 106V108L61 107V108L63 109V111H62L61 108H60V110H59L58 107L55 108ZM74 106L77 107V108H75ZM81 106L85 108V109H84V108L82 109L83 113H85L84 110H88V108H89L88 112L86 111L87 113H86L85 116H83L84 114H81V112H82V111H80L81 108H82ZM100 106H101V107H100ZM116 106H118V105H116ZM120 106H119V107H120ZM8 107H9V108L11 107V108L9 109ZM18 107H19V106H18ZM22 107L20 108V110L22 109ZM29 107H28V108L26 107V108L29 109ZM67 107H68V108H67ZM91 107H92V108H91ZM98 107H99V109H98ZM106 107H107V106H106ZM108 107L111 108L110 106H108ZM112 107L115 108L114 106H112ZM12 108H13V109H12ZM69 108H72V109H69ZM73 108H74V109H77L76 111H78V112L76 113V112L73 110ZM78 108H79V109H78ZM8 109H9V110H8ZM30 109H29V110H26V111H23V110H21V111L26 112V113H27V111H28V114H29L30 112L34 111V109L30 111ZM66 109H68V110H66ZM107 109H108V108H107ZM111 109H112V108H111ZM111 109L108 111L109 113L112 112ZM170 109H171V110H167V111H168V112L170 111L171 114H173V113H174V110H172L173 108H170ZM3 110H4V111H3ZM17 110H18V109H16L15 112H18V111H19V110H18V111H17ZM98 110H99V111H98ZM29 111H30V112H29ZM60 111H61V112H60ZM71 111H72V112H71ZM172 111H173V112H172ZM6 112H5V114H6ZM10 112H12V111H10ZM13 112H14V111H13ZM13 112H12V114H14ZM23 112H22V113H23ZM34 112H35V111H34ZM63 112H64L65 114H64ZM67 112H69V114H68ZM92 112H91V113H92ZM108 112H107V113H108ZM123 112H124V111H122V113H123ZM161 112H162L161 114H159L160 112L157 113V114H158L157 116H158V118L160 117V118H159L160 120H159V119L157 120V116H156V118H154V120L156 119L155 121H156V122H157V121L160 122V124L163 123V122H165V120H168V119H169V117H168V119H165V118H167V115H168V114L171 115L170 113H166V111H161ZM163 112H164V115H165V116L162 117V116H160V115H163ZM7 113H8V115H11V113H10V114H9V112H7ZM26 113H25V114H26ZM46 113H47V114H46ZM122 113H121V115H122ZM5 114H4L3 116L6 117L7 114H6V115H5ZM15 114H17V113H15ZM60 114H62V115L60 116ZM63 114H64V115H63ZM67 114H68V115H67ZM74 114H75V115H74ZM78 114H79V115H78ZM80 114H81L82 117L80 116ZM96 114H97V115H96ZM98 114H99V117H97ZM166 114H167V115H166ZM65 115L68 116L69 118H67ZM90 115H91V114H90ZM92 115H93V113H92ZM169 115H168V116H169ZM3 116H2V117H3ZM18 116H19V118H20V116H21V118H24V117H22L23 114L18 113ZM28 116H29V115H28ZM42 116H43V117H42ZM58 116H59V117H58ZM64 116H65V117H64ZM75 116H78V117L74 118ZM110 116H111L112 118H111ZM123 116H124V114H123ZM14 117H15V116H14ZM30 117H31V116H30ZM40 117H41V118H40ZM44 117H45V118H44ZM96 117H97V120L95 119ZM10 118H11V120H12V116H10ZM43 118H44V119H43ZM65 118H66L67 120L69 119L70 122L67 121ZM70 118H71V119H74V120L71 121ZM79 118H80V119H79ZM113 118L116 119L117 121H116V120H113ZM161 118H162V119L164 118V119L162 120ZM0 119H2V118L0 117ZM3 119H4V118H3ZM58 119H60V120H58ZM85 119H86V118H85ZM11 120H10V121H11ZM13 120H14V118H13ZM45 120H48V121H45ZM57 120H58V121H57ZM76 120H78V122H76ZM8 121H9V120H8ZM10 121H9V122H10ZM43 121H44V123H43ZM82 121H83V122L85 121V122L82 123ZM90 121H87V122L89 123ZM95 121H96V122H95ZM113 121H114V122H113ZM115 121H116L117 123H115ZM162 121H163V122H162ZM40 122H41V123H40ZM51 122H52L54 125L51 124ZM57 122H58V124H57ZM71 122H74V123H71ZM99 122H100V120H99ZM99 122H98V123H99ZM67 123H68V124H67ZM70 123H71V124H70ZM78 123H79V125H78ZM98 123H97V124H98ZM110 123H112V124H116V125L114 126V125H111ZM40 124H41V125H40ZM42 124H43L44 126H42ZM46 124H48V125H46ZM49 124H51V126H50ZM66 124H67V125H66ZM69 124H70L71 126L74 125V124H77V126H75V127L77 128V127L80 126V128H78V129H79V130L81 129L80 132H82L83 134H86V135H83L82 133H81V134H82V135H81L80 132L77 131V129L75 130V128H73V126L71 127ZM109 124H110V126H109ZM118 124L120 125L121 123H118ZM158 124H159V123H158ZM39 125H40V126H39ZM45 125H46V126H45ZM57 125H58V126H57ZM60 125L62 126V128H61ZM64 125H65L67 128H66ZM89 125H91L92 130H93L94 126H92V124H89ZM94 125H95V124H94ZM98 125H99V127H98ZM98 125H96V127L100 130V129H101L100 127H102V126H101V122H100ZM106 125H108V126H106ZM123 125H124V124H123ZM7 126H8V127H7ZM10 126H11V127H10ZM28 126H29V124H28ZM41 126H42V127H41ZM54 126H55V127H54ZM69 126H70V127H69ZM104 126H106V127H108V128H106V127H104ZM111 126H112V127L114 126V127L112 128ZM117 126H118V125H117ZM12 127L17 128V129H14V128H12ZM44 127H45V128H44ZM86 127H88L87 123H86ZM109 127H110V128H109ZM127 127H129L128 124H127V125H124V126H123L124 131H123V130H122V129H123V128H122V125H120V128H122L121 130L124 132L125 135H126V133H125V129H126ZM5 128H8V129H5ZM54 128H55V129H54ZM70 128H73V129L75 130L74 132L77 131L78 134L81 135V136H80L81 138L77 136V135H78L77 132H76V135H74V136H77V137H74V136L71 134V131H73V130L70 129ZM89 128H90V127H89ZM97 128H96V129H97ZM116 128H117V127H116ZM116 128H115V129H116ZM120 128H119V129L117 128V129L115 130L114 136H113V134H111V133L114 132V131H112V132H108V131H107V132L104 133L103 131H105V130H101V133H102V134L104 133L105 135H108V136H109V134H111V135L113 136V138L116 137V136H117L116 138H120L119 135H118L119 132L117 131V130H120ZM3 129H4V130H3ZM12 129H13V130H12ZM22 129H23V130H22ZM25 129H26V130H25ZM29 129H30V130H29ZM45 129H47V130L50 132L48 135L46 134V133H48V131L45 130ZM61 129H62V130H61ZM68 129L71 130V131H70V134H69V131H68L67 133H65V130L67 131ZM98 129H97V131H98ZM6 130H7V131H6ZM14 130H17V131H14ZM35 130H37V133H35L36 135L34 134V132H36ZM83 130H84V131H83ZM94 130H95V128H94ZM94 130H93V131H94ZM5 131H6V132H5ZM9 131L12 132V134L14 135V137H16V136L18 137V135H20L19 138H18V140L15 139L16 141H18V143L15 144V145H18V144L20 145V146H19V145L16 146L17 148L13 145V142H14V141H13V139H14L13 135L9 136L11 140L8 139V142H9V140H10V141H11V144L7 142V138H6V137L8 136L7 133H8V134L10 133ZM18 131H19V132H18ZM26 131L29 132V133H30V131H31V133L28 134ZM93 131L91 132V134H92V135L94 134L93 136L96 137L97 135H95V133H93ZM116 131H117L118 133H117ZM126 131H127V130H126ZM15 132H16V133L18 132V133H20V134L17 133V134H18V135H17ZM25 132H26V133H25ZM44 132H45V133H44ZM63 132H64V133H63ZM95 132H96V131H95ZM99 132H100V131H99ZM99 132H98V133H99ZM123 132H122V134H120L121 132H120L119 134H120V136L123 135V137H124L125 135L123 134ZM54 133H55V134H54ZM58 133H59V134H58ZM61 133H63V134H61ZM101 133H100V135H101ZM106 133H107V134H106ZM21 134H22V135H21ZM32 134H33L34 136H33ZM37 134H38V135H37ZM41 134H42V135H41ZM44 134H45L46 136H45ZM52 134H53V136H52ZM73 134H75V133H73ZM116 134H117V135H116ZM4 135H6V136L4 137ZM9 135H10V134H9ZM15 135H16V136H15ZM28 135H29V136H28ZM59 135H60V136H59ZM69 135H70V136H73L75 139H77V138L79 139V140L74 141V142L77 143V145L73 142V140H75L74 138H72V139L68 138V137H70ZM89 135H90V134H89ZM89 135H88V136H89ZM92 135H91V136H92ZM100 135H98V136H100ZM105 135H104V136L101 135V136H102V137H105ZM115 135H116V136H115ZM25 136H26V138L24 139ZM31 136H32V137H31ZM35 136H36L37 138H36ZM44 136H45V137H44ZM51 136H52V137H51ZM54 136H55V137H54ZM65 136H66V137H65ZM91 136H90V138H91ZM98 136H97V137H98ZM9 137H8V138H9ZM11 137H12V138H11ZM17 137H16V138H17ZM20 137H21L22 139H21ZM29 137H30V138H29ZM48 137H49L50 139H49ZM5 138H6V139H5ZM35 138H36V139H35ZM38 138H39V139H38ZM41 138H42V139H41ZM55 138H56V139H55ZM59 138H60V139H59ZM85 138H86V137H85ZM93 138H94V137H93ZM106 138H107V136L105 137V140H106ZM113 138H112V139H113ZM52 139H53V140H52ZM54 139H55V140H54ZM58 139H59L60 142L63 141V142L61 143V146L59 145L60 142L57 143V140H58ZM88 139H89V137H88ZM88 139L86 138V140H88ZM91 139H92V138H91ZM95 139H96V138H95ZM97 139H98V138H97ZM99 139H100V138H99ZM108 139H111V137H108ZM114 139H115V138H114ZM3 140H4V141H3ZM5 140H6V141H5ZM29 140H30V141H29ZM37 140H38V141H37ZM39 140H40V141L43 140L44 142L42 141V143H41ZM68 140H70V141L67 142ZM84 140H85V139H84ZM86 140H85V141H86ZM102 140H103V139H102ZM102 140H101V141H102ZM105 140H104V141H105ZM12 141H13V142H12ZM16 141H15V142H16ZM31 141H32V142H31ZM49 141H50V142H49ZM53 141L56 142L57 144L54 143ZM71 141H72V142H71ZM82 141H83V140H82ZM19 142H20V143H19ZM23 142H25V143H23ZM26 142H27V143H26ZM39 142H40V144H38ZM80 142H81V141H80ZM2 143H4V145H6L7 143H8V144H7L6 146H3ZM28 143H29V144H28ZM68 143H71V144H68ZM21 144L24 145L25 148H23L24 146H22ZM30 144H31V145H30ZM37 144L40 145V146L37 147ZM46 144H47V145H46ZM48 144H49V145H48ZM54 144L57 145V147H56ZM74 144H75V145H74ZM32 145H33V146H32ZM41 145H42V146H41ZM44 145H46V146H44ZM50 145H51V147H50ZM52 145H53V148H52ZM2 146H3V147H2ZM8 146H9V147L11 146L12 149L14 148L13 150H15V148H16V150L14 151V156H13L10 152H8V151L12 150V149L9 148ZM29 146H30L31 148H30ZM34 146H35V148H37V149L33 148ZM58 146H59V147H58ZM74 146H75V147H74ZM77 146H78V148L76 149ZM18 147H19V148H18ZM26 147H27V148H26ZM28 147H29V148H28ZM3 148H4V149H3ZM5 148H6V149H5ZM51 148H52V149H51ZM55 148H56V149H55ZM63 148H62V149H63ZM73 148H75L76 150H73ZM80 148L83 149L82 146H81ZM24 149H25L26 151H24ZM27 149H28V150H27ZM31 149H32V150H31ZM43 149L46 150L47 154H48V151H49V150H51V151H52V150H54V151L57 150V152H55V154H54V151H52L53 154L51 153V155H52L53 157H55V158L50 157V158H52V159L50 160V158L48 157V156H50V152H49V154H48V156H47L48 159L50 160V161H48V165L51 163L50 165H52V168H49V167L46 166V165H47V164H46V163H47V162H46L47 160H45V164H44L43 161H40V158H41V160H43V159H42V156H43L44 153H46V152H44L45 150L43 151ZM81 149H80V150H81ZM7 150H8V151H7ZM30 150H31L32 152H34V153H32V152H28V151H30ZM36 150L40 152V153L38 152L39 155L42 154V156H40L38 162H37V160H36V159H38V155L35 154V152L37 153ZM60 150H61V149H60ZM66 150H67V149H66ZM17 151H18V154H19V152L22 153V154L24 153V154H23V155H24V158H25L26 156L30 157L29 159L25 158V160H23V162H25V161L27 160L26 163H25V165L22 164V165H24L25 167L22 166L21 164H20L21 166H20L19 168L16 167L17 165H15V164H16L17 161L14 160V157L17 156V154H16ZM41 151H42V152H41ZM26 152H27V153H26ZM30 153H32V155L35 154L34 156H32V157H33L32 160H31V154H30ZM10 154H11V155H10ZM25 154H26V155H25ZM28 154H29V155H28ZM47 154H46V155H47ZM57 154H58V155H57ZM20 155H21V154H20ZM20 155H18V156H20ZM44 155H45V154H44ZM18 156H17V157H18ZM36 156H37V157H36ZM12 157H13V158H12ZM21 157H22V156H21ZM34 157H35V158H34ZM44 157H46V156H44ZM47 157L44 158V159H47ZM24 158L22 157V159H24ZM10 159H11V160H10ZM22 159H20V160L22 161ZM4 160H5V161H4ZM13 160H14V161H13ZM29 160H30L31 162H30ZM33 160H34V161L36 160L37 163H39V161H40L41 163H43V164L45 165V168H44V169L47 170V172H45V170L43 169L44 166H43L41 163L36 164ZM15 161H16V162H15ZM28 161H29L30 163L33 162L35 165H34V164H32V165L30 164L31 166L28 165V164H27V163H29ZM55 161H56L55 163H56V166H57V165H58V164H57L58 161H57V160H55ZM23 162H20V163H23ZM53 163H54V162H53ZM55 163H54V168H55L54 170H56V168H57V167L55 166ZM36 165H37V167H36ZM50 165H49V166H50ZM6 166H7V167H6ZM18 166H19V165H18ZM42 166H43V167H42ZM59 166L61 167V165H58V167H59ZM9 167H10V169H9ZM14 167H15L16 170L14 169ZM46 167H47V168H46ZM50 167H51V166H50ZM28 168H27V169H28ZM48 168H49V169H48ZM6 169H7V170H6ZM57 169H58V168H57ZM59 169H60V168H59ZM13 170H14V171H13ZM34 171H32V173H34ZM1 172H0V174H1ZM16 173H17V172H15V174L13 175L14 180H15V178H17V174H16ZM35 173H34V174H35ZM40 173H41V172H40ZM7 174H8V175H7ZM9 174H10V175H9ZM41 174H42V173H41ZM32 175H33V174H31V175H29V176L31 177ZM36 175H37V174H35V176H32V177L34 178V177H36ZM9 176H10V177H9ZM14 176H16V177H14ZM39 176H40V177H39ZM1 177H2L3 179H1ZM42 177H43V176H42ZM33 178H32V179H33ZM36 178H37V177H36ZM38 178H37V179H38ZM30 179H31V178H30ZM37 179H35V180H37ZM43 179H44V178H43ZM14 180H13V181H14ZM16 180H17V179H16ZM38 180H39V179H38ZM31 181H34V180H31ZM9 182H8L7 184L11 185V184H10L11 182H10V183H9ZM14 182H15V181H14ZM2 183H3V181H2ZM5 183L2 184V185H0V190H1L0 193H1L2 195H3L4 192L7 194V195H6V194L4 193V194H5V198L3 199L4 195H3V197L1 198V200L3 199V200H2V204H1V202H0V205H1L2 207H4V205L7 203V201H9V202L6 204V205H7L6 207H8V204H10V203H11V205H12V202H10V201H12L11 198H7V197H6V196L9 197V195H11V193H8V192H6V191H4V192L2 193V189H3L4 187H2V189H1V186H3V185H6L5 187L7 188V191H8V187H7L8 185L5 184ZM13 185H14V184H13ZM13 185H12V187H13ZM39 185H40V184H39ZM10 187H11V186H10ZM10 187H9V189H10ZM37 187H38V185H36V188H37ZM40 187H41V185H40ZM6 188H5V189H6ZM37 189H38V188H37ZM3 190H4V189H3ZM11 191H12V190H11ZM8 194H9V195H8ZM2 195H1V196H2ZM10 197H12V196H10ZM5 199H8V200H6V202H5ZM36 201H37V200H35V203L37 204L38 202H36ZM3 202H5V203H3ZM3 204H4V205H3ZM11 205H9V206H11ZM2 207H0V222H1V223H0V227H1L0 229H2L4 226H5V227H6V226H8V227H9V226H13L14 223H15V222H14V221H15L14 218H12L13 216L11 217L10 214H14L12 211H13L14 209H15V211H16V208L13 207V208H14V209H13V208L9 207V213H10L9 215H10L11 218L9 217V215H7V212H5V214H6L5 216H7V217L9 218V219H8V218H5L4 214H2V213L4 212V211L2 210ZM6 207L3 208V209H7ZM11 209H13V210L11 211ZM7 211H8V209H7ZM1 212H2V213H1ZM1 215H3V216H1ZM2 218H3V219H2ZM6 219H8L9 221L11 220L10 222H12V223H10V222H9L8 220H6ZM4 220H5V221H4ZM3 221H4V222H3ZM6 221H7V222H6ZM6 223H7V224H6ZM12 224H13V225H12ZM1 225H2V226H1ZM8 227H6V228H8ZM9 228H10V227H9ZM4 243H6V242H4ZM2 248H3V247H2ZM0 250H1L0 253H1V252H2V253L5 252V251L3 252V249H1V246H0ZM5 253L7 254V252H5ZM5 253H4V256H3V254L0 255V258H1V259L3 258L2 261H0L1 264L4 263V261H5L4 257H5V258H6V257H7V258L9 257L8 254L6 255ZM1 256H2V257H1ZM21 256L23 257V254H20L19 257L22 258ZM19 257H18V258H19ZM9 258H10V257H9Z\"/></svg>","mask_w":264,"mask_h":264}]
</instances>
